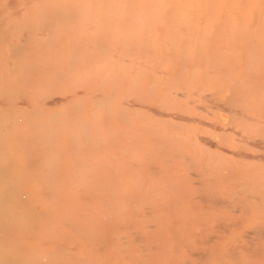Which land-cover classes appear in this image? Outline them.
<instances>
[{"label":"bare ground","instance_id":"1","mask_svg":"<svg viewBox=\"0 0 264 264\" xmlns=\"http://www.w3.org/2000/svg\"><path fill=\"white\" fill-rule=\"evenodd\" d=\"M98 9L103 10V13L101 11H99ZM93 10L99 11L98 14L102 13L101 15H104V11L107 10L108 12H110V15L104 19L109 20V24L119 26V27H116L113 29H109V30H111L110 35H108V37L110 39H113L115 42V40H121V39H119V37H120V38H123L127 41L128 45H125V48L127 47V51L125 49V51H126L125 54H127V55H125V60L122 58L123 56L121 57V55L119 57L117 56L118 57L117 60L122 62V59H123L124 64L126 66H128L127 69H129V68L132 69L133 67L135 68V66H136L135 71H136V73L141 74L140 77H143L142 75L145 76L146 72H147V74H149V73L152 74L154 72L153 76H155L156 79L153 78V81H155L157 84L152 82V86L151 85L145 86V87H147V92H148V90L151 92L156 91V90H159V92L160 91L162 92L161 87L164 84L163 85L160 84L159 79L162 78L161 75H163V74L164 75L167 74L169 76L172 75V74H169V72L171 73V71H172L171 68L173 67L174 64H178L180 61L183 62V68H181L183 70V72L182 71L181 72L186 73L187 75H189L187 72V69H189V66L192 63H193V66H192L193 69L194 68L196 69L198 67L201 68L203 62L208 63L207 67H209L210 70L215 72V74H216L213 77L214 73H212V74L210 73L211 78L212 77L215 78L214 82H209L208 84H206L207 83V81H206L207 77L204 78V79H206L205 82H204V80L202 82V79L200 82H199L200 79L194 80V81H196L195 82L196 85H197V83H201V82L203 83V85L199 84V86L200 85L204 86V83H205V85H207V86H204V88H203V89H205V87H206L207 91L202 90L203 93L197 87H195L197 90L196 89L193 90V87H192L193 84H192V86L189 84V86H187V87H186V84H184L185 88L183 87L182 84L180 85V83L183 81V79L184 80L187 79L188 76L186 78H184V76L182 75L180 78V75L178 73L179 77L176 76V78H174V76H173V79H171L170 77L165 75V77H167L168 80H170L171 82L169 81L170 83H168L167 79H166L167 81L166 82L164 81V82L166 83V85H169V89L171 91L174 90L171 93L170 90L168 89L169 92L172 94L171 96H173V95L175 96V97L173 96V99H174L173 101L178 103V98H176V96L182 97V100L181 99L180 100L185 105H186V102L188 101L187 103L190 106H188V105L187 106L189 108H191V106H193L194 110H195V112L193 110H191L193 107L190 109L191 113H192L191 115H188L190 110L187 113L186 112L187 109L186 110L182 109V110H184V112L186 114L183 113V111H181V110H179L181 112H176V111H178L177 109L172 111V109L169 105H166V108L170 107L169 108L170 113L168 111L167 112L164 111L165 107L162 108L163 107L162 106L160 108L159 107L160 105L159 106L157 105L158 107H156V109L157 110L159 109L160 111H155L154 110L155 107H154V109L152 108L154 111L151 110L150 108L153 107V106H151V107H149L150 110L146 112V110H148V108L147 109L143 108L146 105V103H148L147 104L148 106H149V104L151 105V103L154 104L152 102V99L154 100L155 97H159L158 95L152 96V94L150 96L147 95L148 97L151 98L150 99L151 103L149 101L146 102V101H143L140 99L142 101L141 102L142 105L139 104L138 106H143L144 102H145V105L143 107H139V109H136V108H134V106L135 107L137 106L138 101L136 102V100H138V99H136V100L134 99L136 104L133 102L134 101L133 100L132 101L133 105H130V106L128 105V106L130 107V109L132 108L131 110H134L135 113H137L136 110L139 111V110H141L140 108H142V110L145 113H148V116H151V114H153L152 118H154V114L156 112V115H158L157 118L161 117L162 119L163 118L164 119L169 118L168 120L171 119L170 123H171V121L174 124L177 123L175 126L173 124L174 127L171 126L172 127L171 131L175 130V132H176L177 130H179V129H177L178 128V126H177L178 121H180V122L182 121L180 124L184 128L187 127L186 123H188L190 121H191L190 122L191 124L194 123L195 117L193 118L192 115L194 113L198 112V109H199L198 108V102H199L198 99L199 100L204 99V102H206V103L204 104V102L201 103V101H200L199 102L200 105L203 106L204 108L206 105V107H207L206 109L209 112L210 116H212L214 113H216V115L215 114L214 115H215V117L216 116L218 117V118L216 117L217 121L214 123L210 122V120L211 119L214 120V118L208 116V114H207L208 112L206 113L207 115H205V114L203 115V116H205L204 118H206L203 121L201 120V118L200 119L196 118L197 119L196 122H197V124H199V127L201 126V124H200L201 122H202V124L205 125L204 130H205V128L208 129V127H206V126H211L212 128L215 129L212 133L210 132V135L212 134V136L206 135V136H202L200 138L209 144L207 146H209L210 149L208 147H206V145H205V147H206V149L208 148L207 152L209 154L212 151L210 156L214 157L215 160L217 157H219L220 159L225 158L224 160H226V161L229 160L228 155H224V154H226V153L231 154L230 151L232 149L230 146H233V145L228 144L225 141L230 139L231 134H235V136H232V137L234 138L237 135H239L240 138L239 137H236V138H238L240 141H242L243 144H245L247 147L246 149H244L245 147H243V151L241 150L242 152L238 151L240 153V156H242V158H244V160L247 158H253L254 164L257 163V160H256V162L254 161L255 158L261 160V162H262L260 165L255 164V165H258V170H257V168L255 169L256 174L253 171V173L256 175V178L251 176L252 170L249 169V168H252L251 165H250V167H248L249 166L248 165L247 168L243 169V170L248 169V171H244V173L250 172V174L245 173L244 181L240 182V184L243 185L242 189H244V186L246 189H248V194H247L245 189H244L245 191L243 190L244 192L241 189L238 191V192L242 191L243 192L242 195H240L239 193H238V195H237V193H234L235 190L232 189L233 186H232V188L230 187L232 183L230 185H228L229 187L225 186V188H224V186H223V189H224L223 191H225L224 194L227 195L226 191H230L232 189L231 191H233L235 199H233V197L231 199H227L226 196H224L221 193H218V190H217L218 188L216 189L217 191H215L213 189V187L216 188V184L218 182V179H219V181H221L220 180L221 178H218L219 171H220V173H219L220 175H221V172H223L222 177H224V175L229 176V174L231 177V173H233L234 171L236 172V169H235L237 167L236 163H233V165L236 166L235 168L232 165V168L234 169L233 170L232 168H228V166L224 167V165H226L225 164L226 162H224L222 160V163H220V159L218 160L220 163L219 166H215L219 171L216 172L215 168H213L215 171L213 169L209 168L210 171L208 173L210 174V172L213 171L211 174L214 175L213 177H211L212 175H210L211 179H209V182L210 181L212 182V183L210 182L211 185L213 184V186L211 187L212 189L209 186L207 189L205 187L206 190L204 191L203 187H202V189H201L203 191L202 192L201 190H199L196 187L202 193L200 194V192H198V191L194 192L193 187H191L193 185V181H194V178L192 177L191 181L192 180L193 181L191 182L192 184L190 186V188H192V190L191 191L188 190L187 193H185L186 191L183 193L181 188H179V186L182 185V184H180L182 181V180L180 181V179H183V178L178 177L179 166L176 165L177 164L176 159L181 158L180 157L181 155L179 154V152L177 150H180V153L182 150L179 149V147L177 149V146L173 147L174 143H175L174 140H177L175 137H174V139H172L173 134L175 133L173 131L172 132L170 131V133H169V135L173 141L172 140L170 142L168 141L169 135L167 136V138L164 136H160L162 138V139L160 138V140H162V142H163V139H164V142L166 143V139H167V145H166L167 147H168V143L169 144L173 143L172 144L173 148H171V146H170L169 149L170 150L173 149L172 151H174V152L177 151L178 152L177 157L174 156V158H173L172 154H171L172 157L168 155L166 163L161 164V165H159V163L163 160H166L165 154H164L165 157L163 159H161L162 157L157 155L155 153L156 150L154 149V151H150L152 155H149L148 157L145 156V157H146V159L148 158L149 162H150V158L153 159L155 157V156L153 157L154 153H155L156 157L157 156L160 157L158 162H154L155 164H158L157 167H159L158 169H160V171L164 168L167 171H170L171 169L173 171V169L176 167V170H174V172L176 171V172H178V174H174V175H176L179 178L180 183H179V181H177L178 184L176 182H174L173 178L175 177V179H177L176 176L171 178L170 176L166 175L167 172H164V173L160 172V174H158V172H159V170H158L156 173L158 175L157 178H160L161 181L160 180L157 181V183H155L154 186H152L150 184L151 187H153L152 191L149 192V190L151 189L150 187H149L150 189H147L148 191H146L144 186L141 184H143V181H144L145 182L144 184L147 185V183L150 181L147 182L146 180H142V179L137 178L138 177L137 175L141 176L142 174L137 172L136 167H139V169H141V170L143 168V171H144V167H141L142 164H141V166L140 165L138 166V164L140 162L137 160H138V158H140V156H138L137 153L134 152V151H139V149L137 150L136 148H134V146L138 145V143H136L135 145L132 146V144L130 145V143L133 141H131V142L127 141L128 137L131 138L130 134H133V136H135V137H133L134 139H139V140L142 139L144 141L145 135L140 136V134L146 128H144V129L140 128L142 130L141 131L138 127H136V126H139L138 122H141V121L138 120L137 124L135 123L134 114H133V111H131V110L129 112H127L125 115V120H126L128 115H130V117H131L133 114V116H132L133 118L131 117V119L133 121V125L130 121V117L127 118V120L129 119V122H130L129 124H131L133 127H131V126L128 127L127 121H125L123 119L124 118V112L127 110L124 109L125 108L124 105H121V101L122 102L124 101L123 103H125V102L128 103V101H127V99H126V101L122 100V98L118 99V97L119 96L121 97V95H122L123 99L126 97V95H130V94H128V91H131V90L132 91L129 93H131V94L137 93V87H134V89H131V88L135 84H139L140 81H142V79L137 78L139 75L136 76L137 74L135 75V72L133 73L134 76L132 77V72L129 70L128 71L131 74H129L128 72L127 73L125 72L127 74L126 76L124 74H122V75L119 74L120 75V78H119V76L116 77L114 75L117 78L119 83L116 82L115 79H112L109 76L110 82L112 81L110 84L114 86V89H112V87H111V91L114 93V90H115V95H116L115 97H117L118 102L120 100V103H119L120 108H117V102H112L113 104L116 103V106L114 104L116 109L112 106H110V109L112 108V110L105 107V104H107V103H106V100L104 99L105 97L103 95V94H105L104 90H103V84L105 87H107L108 81L106 79H103L101 76H97L98 74L95 75L97 78L96 81H98V79H99L101 81V82L100 81L99 82L102 83V86H97V83H96V86L99 88L97 89V87H96V89L94 90L95 83L90 84V85H92L91 88L93 90L92 89L88 90L90 93L92 90L93 95L97 94L98 99L99 100L101 99L100 101H98V99L93 98V100H95V99L97 100V101H93V103L94 104L98 103L101 106V108L104 107L106 109V110H104V108L101 109L98 104H97L98 106L95 105V107H97L101 110L100 113L104 114V115H102L103 117L105 116L107 118L108 110L113 112L112 113L113 116L108 115L110 118L113 119L112 120V122H113L112 126L113 127L115 125L114 124V116H116L118 121L120 120L119 122H122L123 125H125L126 130H127V128L129 130H130V128L132 129L130 131L127 130V133H128V131L130 132V134L128 133L129 136L126 134L127 139L125 138V131L126 130L123 129L124 132H122L121 131L122 129L120 130V127H119L120 125H117V123H118L117 121L115 122L117 125V126L115 125V127H117V129L121 133L118 130L116 132V128L111 129L108 120L105 118L104 119H105L106 125L104 127L101 126L102 124H104V121H100V124L102 122L103 123L101 125H99V121L95 120V119H98V117H99V112H98L97 108H96V110L93 109L94 110L93 112L95 114L93 116H91L92 115V109L88 110V112L90 111V115L87 118L88 119L87 121H86V119L84 120V118H83L84 114H83V109H82V116H80V118L83 119L84 121L81 119L78 121L79 118L77 117L78 119L74 122H76L79 125H83V124H81L83 122L84 125L86 126V129H88L89 133H91V136L89 135V140L91 139V141H90L91 147H93L92 145H93L94 141L96 142L95 144L97 145V138H98L99 141L101 139L102 147L104 149L107 146L106 149L108 148V149H111L113 151V148H111V145H112L111 139L113 142L112 135H113V133L118 135V132H119V135L121 136L120 138H123L122 139L123 141L119 140L118 137H116L117 136L116 135L115 138H117L118 141H121L122 143L119 142L120 144L119 143L116 144L117 142L114 140L115 143H113V144L117 145V147L120 149V151L122 148V147H120L121 144L123 147L126 146V147H124L125 149H127V148L129 149L130 147H132L131 149H129L128 153H126V151L124 153H126L128 155L130 153L132 158H130V157L129 158L133 159V160L135 159L134 155L136 157L137 156L138 157L136 158V160H134L137 162H134L133 160H130L128 158L130 160V162L132 161L130 163V165H129V160L124 158V157H122V160L126 159L125 160L126 162H123L120 160L118 162V160H116L118 162V164H117L116 161H114L115 165L117 164V167L119 168V169L118 168L117 169L119 170V173H120L119 174L118 170H117L116 173L119 174L118 175L119 177L116 175L117 176L116 180L117 179L119 180V184H118V180H117V184L119 186H124V189H125V185L128 184L127 183L125 185H122L121 182H123L124 180H121L122 178L119 179L122 176L121 172H123L124 177L128 176L126 181L130 180L133 182L132 185H134V186H131L132 182L127 185L129 187V190H132L131 188L134 187L135 191L122 190V189H120V187L117 188V186L115 184V180H113L114 177H113V175H111L113 178L112 177L110 178L111 179L110 183H113L114 187H116L117 190L119 191V195L118 194L113 195L114 191H113V194L109 191V189H111V186H109L110 184L106 183V181L109 182V180L105 179V182L103 181L104 182L103 183L102 181H99L97 179L98 176H102L101 172H103L102 173L103 175L106 174V172H105L106 169L103 170V168H105V166H106V164L103 161L104 159L106 160V162L108 164L107 166H110L111 168H115V165L113 167L112 160L108 159L109 155L107 157V154H110L111 157H109V158H112V156H114V154L112 155V153H110V152L106 154V152L103 149V151L105 152V155H104L101 152V149L99 148V146L94 145V147L92 149L94 150L95 147H97L98 151L100 149L99 155L101 156L103 154V156H101L103 159H101V158L99 159V157L97 155H96V158L89 156L90 160H91L90 162L92 164L90 165V162H89L88 163L89 165H87V163H86L87 159H85L82 156L83 154L87 155V152L85 151L86 149H87L88 153H90L89 152L90 148L87 147L86 141H85V139H86L85 133L87 130L85 128H83L82 126L78 127V125L76 123H75L76 125L75 124L73 125L71 123L72 124V129H71L72 132L70 133V136H68V138L70 137V139H71V140L70 139L69 140L71 142H74V145H76V146H79L78 142H80L77 140V137H78V139L80 138L81 140L83 139L85 141V142L83 140L81 141L84 143L83 145H85V146L82 145L84 147V150H82L83 149V147H82L80 149V150H82L81 152H80V150L79 151L77 150L78 152H76L71 147L72 150L74 151V154L72 153V157H73V155H75V158L79 157L82 153V155L79 158H77L78 161L76 162V165H79L80 163L82 164L85 162L86 164H84V166L86 165V168L93 169L96 161L100 160L99 161L100 163H97V167L96 166H95L96 168L94 167L96 170L93 169L94 171H99L97 168L100 166L99 167L101 170V172L99 171L100 174H98L97 177H95V175H93L95 177V179L93 181L94 177L87 173V171H86L87 169L82 168L83 166L82 167L78 166L76 168V165H75L74 168H72V169L76 170L77 172H79V171L82 172L81 174L78 173L79 179L82 177H85V179L84 178H82V180L80 179L82 181V183L79 182L80 184L78 183V185H76V182H75V184L72 183L73 185H75L74 187H76V186L77 187L75 188L73 193H71V195H70L71 189L69 190V188L68 189L65 188V186L63 184H62L63 187H62V185H59V184L57 185V183L59 181H61V179H60L61 177L59 178V176H57V174H55L56 175L55 177L57 179L59 178L60 180L58 179L59 181L57 180L58 182L57 183L54 182V184H53V182H51V177L47 178V179L45 178L46 182H45V180L43 181L44 185L38 181L39 177H38V179L33 178V180H30V183H31V181H33V183H34V184L32 183L33 186L36 184L35 183L36 181H38V183H40L42 186L39 187L40 189H38V187L35 185L34 189L32 188V190L27 192V187H25L24 183H22V182L26 180V178H24V176L26 174L28 175L29 172H26V171H28L27 169H21L19 167L20 170H23V173H22V176L21 175L16 176L17 174H15L14 170H16V171L18 170L19 172H21V171L19 169H16L15 167L19 166L21 164V161L23 160L22 158L24 155H25L24 158L27 157L29 159V160H27V158H26V160H25L26 162L28 161L29 164L33 160V156L36 157L35 160H33V161H35L36 162L35 164H37V161L38 160L40 161V159L43 158V156H42L43 151L41 152L39 150L49 147V144L52 143V139L50 141L51 137L49 135L48 130L46 129L47 126L46 125L44 126V127H46L45 128L46 130L45 129H39L40 127L36 128L37 123L40 124V125L38 124V126H41V128H42L41 123H44L43 120H45V122H46L49 119H51L50 122L52 123L53 120L51 117L53 115L51 114V112H49V114H48V110H50L51 106L53 107V105H55V109H56V105H59V104L65 105V104L71 103V102L73 103V101L75 99L80 98V97L82 98V95L85 93L84 91H80V90L75 91L74 90L75 93L72 95L70 94L71 91L68 92L70 95L67 93L65 95H57L54 92V95H52V96L47 95V97L45 96L46 98H44V97L41 98L40 95L45 93V90H44V92L42 91V93H41L38 90V88H40V90L41 89L43 90V88H41V87L46 86V81H45L46 79H44V77L48 74V72H51V70L53 68L55 70L56 68L62 69V67H65V65L63 66V63H64L63 61L66 62L67 60H63L61 57L62 55L64 56V54L61 52L62 53V54H60L61 56H58L59 52L61 50L64 51V49H61L62 48V47H60L61 45H64L65 49L67 51H68V47H69V49L71 48V49L77 50V51H80V50L82 51L83 50L82 48H84V47L86 48L87 47L86 45L89 46V44L92 45L89 47H93V45L95 44V35L96 34L88 35V33L90 31H87L86 28L84 29V27H82L83 23L80 25L77 23V25H76V22H74V23L72 22V21L76 20V18H77L76 21H78L79 23H80V21L85 22L83 24V26H84L86 24V21H88L90 19L95 20L96 16L98 18H100L101 16H98V14L92 15L93 12H95V14L97 13L96 11H93ZM89 11H91V15H90ZM78 12H79V14H78ZM74 17H75V19L71 20ZM37 18L40 19V21L38 20L39 23H37L35 21V19H37ZM64 19H66V20L64 21ZM67 19H68V22L70 19V25L71 26H68L69 24H67L68 23ZM61 22L62 23L64 22L63 23L64 25ZM65 22H66L67 26L65 25ZM71 22L74 25L71 24ZM97 22L99 25L100 21L97 20ZM40 23H42V24H40ZM59 23L62 24L61 27H60ZM98 25L96 23V26H98ZM105 25H107V23L102 25V28H104L106 30L108 28V25H107V28L104 27ZM56 26L58 27V29L57 28L56 29L59 30V31H57L58 33L54 32L55 29H54V31H52L53 28H55ZM96 26H95V29H96ZM62 28H64V29L67 28L65 30L66 33H65V31L62 33V31L64 30V29L62 30ZM91 28H93V27H91ZM77 32H80V33H77ZM75 34H77L79 36L76 37ZM105 34H106V32H105ZM105 34H103L104 36L101 34L102 37H100V35H99V37L96 35L98 37L96 39L100 38V42H98V44L101 43V45H102V42H103V45H105L104 41H103L106 38ZM107 42H109V41H107ZM116 44H118V43L116 42ZM103 45L102 46L99 45L100 49H101V47H104ZM56 47H59L60 49L57 51L55 50L56 51L55 52L54 49H56ZM89 47H87L88 51L90 49ZM98 48L96 46L97 50H98ZM108 49L112 51L111 47ZM66 50H65V53H67ZM120 50H121V48H120ZM95 52H96V50L94 51V53ZM100 52H102V51L99 50V53ZM114 53H115V49H114ZM100 54H103V53H100ZM112 54H113V51H112ZM114 55H116V54H114ZM66 56H68V55L65 54V57ZM81 56L84 57L85 54L81 55ZM81 56L80 55L76 56L75 61L73 60L72 63H70V64L74 65V67L70 66V67H73V68H71V69H73V76H72L73 80L78 81V82H82L83 79L86 80L85 77L89 76V77H92V81H93V79H94L93 75H94V73H96L95 70L97 69V67L95 65V63H96L95 57L96 56H94L93 58H89V59H84ZM156 56H160V59L163 57V60L161 59L163 62L159 59V57H156ZM105 57L108 58L106 55H105ZM69 58H71V57L68 56V62L70 61ZM98 59L100 60V58H98ZM102 59H103V61H101L102 64L104 61L105 62L107 61V59H105V58H102ZM114 59H115V57H114ZM194 60H196V62H197V60H199L197 63L202 62L201 66H200V64L199 65L196 64V62H194ZM76 61H77V63H76ZM109 61H111V60H109ZM160 61L162 62V65L165 66L166 69L163 66H161V67H159V69L153 71L155 69V68L154 69L152 68L154 66V63L157 65V62H160ZM112 62H113V58H112ZM112 62H111V64H112ZM118 62H113V65L116 64L117 65L116 67H118V69H116L117 71L119 70V63ZM142 62H144V65H146L145 64L146 62L149 63V64L147 63V65H149L147 67L148 69L146 68V66L144 67V68H146L147 71L146 70L143 71L144 68H140V67H142V64H141ZM98 63H100V62H98ZM75 64L78 66L79 70L77 69V66ZM124 64L122 63L121 68L124 67L125 70H127L126 66H124ZM194 64H196V66L197 65L198 66L194 67ZM99 67H100V65H99ZM102 67H100L101 68L100 71L103 75L102 70L104 71V69ZM138 67L141 71H143L142 72L143 74L140 72ZM67 68H68V66H67ZM161 68H164V70ZM167 68H169L171 70H167ZM197 70H198V72L201 73L202 68H201V71L199 70V68ZM53 72L55 74L56 71H53ZM63 72H65V69ZM63 72H61V73H63ZM105 72H106V74H105ZM105 72H104L105 76L109 74V73L107 74V71H105ZM155 72L158 74H156ZM189 72L191 73L192 70H190ZM195 72H196V78H197L199 73H197V71H195ZM195 72H192V73H195ZM202 72H204V71H202ZM51 73H50V75H51ZM118 73H120V72L118 71ZM58 74H60V73H58ZM67 74L70 75L68 72L64 75L66 76ZM128 75H129V78L127 77ZM105 76H104V78H105ZM121 77L123 80H124L123 77L127 78L128 80L132 79V82L129 83L130 90L124 89V91L126 90L124 92L125 96L121 90L123 86L122 87L120 86V90H121L122 94L119 91V95H118V91H117V90H119V87H117V86H119V84L122 85L120 83ZM81 78H83V79L80 81ZM179 78H180V80L182 79L180 82H178V80H177ZM190 79H192L191 76H190ZM49 80H50V77H49ZM137 81H138V83H137ZM174 81H176V82H174ZM188 81L190 83H192L191 80H188ZM63 82H64V80H63ZM113 82L115 83V85L113 84ZM189 82H187V83H189ZM69 83H70V81H69ZM183 83H184V81H183ZM48 84H50V83L47 82V86H48ZM51 84L55 85L56 83L51 82ZM58 84H56V85H58ZM82 84H84V83H82ZM82 84H80L81 87H82ZM171 84L172 85L174 84V89H173V86ZM175 84H177V86H179V87H176V89H175V86H176ZM66 85H68L67 82H66ZM127 85L125 86V88H127ZM140 85H143V84L140 83ZM78 86H79V83H78ZM170 86H172V87H170ZM57 87L58 86H54V87L49 88V86H48V89H50L48 91L51 92V88H53V89L55 88V91H57V89H58ZM64 87H65V85H64ZM116 87H117V89H116ZM191 87H192V89H191ZM44 89H45V87H44ZM192 90H193V93L189 92ZM38 91L40 92V94L38 93ZM48 91L46 89L47 94H48ZM88 91H86V92L89 95ZM95 91H96V93H94ZM100 91H101V93H100ZM140 91H141V89H140ZM98 92H99V94H98ZM147 92H144V90H142V93L143 94L145 93V95L147 94ZM188 92L192 93V96H191V94H189V97H187ZM59 93H61V92H59ZM92 93H91V95H92ZM52 94H53V91H52ZM37 95L39 96V98ZM111 95H112V93H111ZM102 96H103V98H102ZM105 96H108V93L105 94ZM165 96H168V95L166 94ZM84 97H85V99L83 98V100H84L83 105H86L87 103L85 100H88L89 96H84ZM112 98L113 97H111L110 95L108 96V100L110 102L113 100ZM126 98L129 99L130 97H126ZM135 98H136V96H135ZM163 98H165V97H163ZM89 99H91V98H89ZM159 99H160V97H159ZM185 99L187 101H185ZM90 101L91 100H89V102ZM165 101L166 100H162V102H165ZM168 101H170V100L167 99L166 102L168 104L169 103L173 104L172 102H168ZM158 102H155V103H158ZM91 104L88 103V105H91ZM102 104H104V105H102ZM83 105H82V108H83ZM92 105H91V108H92ZM185 105L183 108H185ZM174 106L175 105H173V107ZM178 106L179 107L181 106L180 103L178 104ZM178 106H175V108ZM72 107H71V109H72ZM166 108H165V110H166ZM114 109L117 110V113H116V111H114ZM118 109L119 110L121 109V110L118 111ZM196 109H197V111H196ZM64 110H65V108H64ZM51 111L53 112L54 109ZM104 111H105V113H104ZM151 111H153V113H151ZM63 112L66 113L65 111H63ZM149 112H150V114H149ZM199 112H201V111H199ZM70 113H71V111H70ZM75 113H76V111H75ZM96 114H98V116H96ZM76 115H78V113ZM76 115L74 113L72 114V116H75V118H76ZM122 115H123V117H122ZM118 116H120V118H118ZM141 116H142V114H141ZM21 117H24L23 120L21 119ZM67 117H66V119H67ZM121 117H122V119H121ZM143 117H146V116H144V114H143ZM99 118L103 119L101 117V115ZM208 118H209V120H208ZM89 119H92L93 122L94 121H96V123L98 122L97 123L98 128H97L96 124L94 125V130L96 131V134L97 133L99 134V136L97 134V137H95L96 139L94 138L95 134L92 135L93 132H92V128L90 125V123L93 124V122H90ZM137 119H139V118H137ZM144 119L142 121V122H144L143 125L144 126L146 125V127H147V123H145L146 119L145 120ZM38 120L41 121V123ZM64 120L65 119H63V121ZM115 120H116V118H115ZM58 121H60V120H58ZM65 121H67V120H65ZM124 121H125V123H124ZM149 121H150V119H149ZM56 122H57V120H56ZM85 122L90 126H88ZM234 122L237 123V127L232 126L234 124ZM238 122H240V123H238ZM151 123H158V121L152 122V120H151L149 125H151ZM182 123H184V124H182ZM46 124H47V122H46ZM52 124H54V122ZM194 124L192 126H194ZM240 124H241V127H240ZM55 125H56V123L54 124V126ZM61 125H62V123H61ZM107 125L109 126V128ZM166 125H164L163 122L161 124V122L159 120L158 126H155V128L153 126L152 129H156V131H157L156 135L158 133H164L163 130L164 131L166 130L168 132V129H167L168 127ZM234 125H236V124H234ZM74 126H76V128L78 130L81 129V132L78 130H75L76 128ZM140 126L142 127V125H140ZM189 126L190 125H188V127ZM162 127H163V130H161L162 131L161 132L160 128L162 129ZM196 127H197V125H196ZM102 128L105 129L104 132H103ZM190 128H191V130L193 129L192 127H190ZM73 129L75 131H73ZM110 129L112 130V132L106 131V130H110ZM181 129H183V128H181ZM194 129H195V127H194ZM101 130H102V132H98ZM146 130H148V129H146ZM187 130H189V131H187V132L184 131L185 134L190 132V129H187ZM198 130L200 131V129H198ZM50 131H51V129H50ZM82 131H83V133H82ZM195 131H196V129L193 130V132L197 133ZM54 132H56V131H54ZM66 132H68V130ZM66 132H65V137H67ZM105 132H107V135L106 134L100 135V134L105 133ZM148 132H150V131H148ZM134 133H135V135H134ZM153 133H151V134L155 135ZM171 133H172V135H171ZM194 133H193V135L195 136ZM81 134H82V136L80 137ZM151 134H150V136H151ZM181 135L184 136L183 134H181ZM190 135H192V134H190ZM190 135L187 134L189 144L186 141L187 137H185V139H186V140L184 139L185 141H181L182 139L180 140V136L179 137L177 136L178 140H179L178 143H179V145H181L182 149H184V153L186 151L189 152V150H190V149L189 150L187 149V145H189L191 147L193 146L192 142L189 141ZM51 136H52V134H51ZM107 136L109 137V139ZM157 136L155 138H154V136L153 137L151 136L153 138V142L155 139L154 143L151 142L152 140H150V144H148L149 142L147 144L144 143V146L150 145V147L154 148L156 146L155 143H157V139H156ZM199 136L200 135H197V137H199ZM84 137H85V139H84ZM104 137H105V139L103 141L102 139ZM106 137L108 140H106ZM142 137H144V139ZM68 138H67V140H65V139L64 140L67 142ZM92 138L94 139V141H92ZM124 138H125V140H124ZM233 138H232V140L234 141ZM147 139H149V137ZM197 139H199V138H196V140ZM55 140L57 141L59 139L56 138V139H54V141ZM142 140L140 142H142ZM196 140L194 138V142H196ZM60 141H58V142L60 143ZM106 141H107V143H105ZM109 141H110V143H109L110 145L108 144ZM125 141L127 142L126 145H125ZM201 141H200V143L203 144L204 142L202 143ZM26 142H27V144H26ZM32 142H34L33 145H32ZM35 142H37L38 146L42 145L43 148L41 147V149H39V150L36 149V148H38V146L36 148H33L34 145H36ZM49 142H51V143H49ZM103 142H104V144H103ZM181 142L183 143L184 146L182 145ZM0 143H1L0 144V152H1L0 154H2V156H3V159H2V157L0 155V162L2 163V161H3V163H2L3 165L0 167V183H1V185H0V218L2 220V222H0V223H2V224H0V227L3 226L4 231H7L6 233L9 232L10 234H12L11 232H13V229L9 228L8 225H12L13 223L16 224V222H21L22 219L24 218L25 222L22 221V223L24 222L27 224V227H29V228L31 227L30 228L31 231L29 230L30 232H32L34 230L38 234V233H40V232H38V230H40L41 227L43 229V226H44V229L45 228H47V230L50 229L46 226V224L50 225L51 227L53 224H58V227H56V228H59L61 233H62L64 230H67L64 228H63V230H61L60 225L64 224V225H68L69 226L68 228H70V226H71L70 229L71 230L74 229V232L79 236L81 235V237L83 239L85 237V242H86L87 241L86 239H88V237H86V236L88 235L90 238V236H91L90 231H91V229L93 230V228H94L93 226H91V224L93 223L92 220L94 221V217H93L94 211H99L96 209V204H95V202H96V203H99L101 205L100 207L102 209L100 210L101 211L100 215H102L103 219L105 217L106 221H104V223L105 222L106 223L104 224L103 220H99V218L96 217L95 221L98 222V220H99L98 223H100V221H102L103 224L101 223L99 226V224L95 222L98 225V226H96V224H95V228L100 229L99 227H101V225L102 226L104 225L103 228L106 229V227L108 225H110V223H111V225L114 227V228L112 227L113 231H115V229H117V232L115 231L116 234L115 233H112V234H115L114 235L115 241L117 239L118 246H119L120 250H122V252H123L120 254H124L125 257L127 256V259H128V257H131V258L134 257V256H132L133 255L132 250L134 249L135 250L134 252H136L137 249H135L136 248L135 246H138L139 247L138 251H140V252L139 253L136 252L138 254V256H135L133 258L135 260L136 264H155L156 262L160 263V264H176V263L177 264H243V263L248 264V262H249V264H264V221H262V220H264L262 217V215L264 214V199H263V201L260 199V195L262 196L263 193L262 194L259 193L260 189L263 190V192H264V169H263L264 168V0H0ZM30 143H31V147L33 146L32 147L33 149H31V150L32 151L34 150L35 151L34 153H36V151H39L40 152L39 154L38 153L34 154L32 151H30V157H29V154H28L29 151H27V148H28V150L31 148V147L29 148ZM62 143H63V141L61 142V144ZM151 143L153 144L152 146H151ZM184 143H186V145ZM197 143H199V142H197ZM224 143L226 144V147H225V145H223ZM55 144H57V143H55ZM67 144H68V146H71V145H69V141ZM105 144H107V145H105ZM193 144H195V143H193ZM52 145H53V143H52ZM72 145H73V143H72ZM128 145H130V146H128ZM163 145H164V143H163ZM175 145H177V141H176ZM25 146L27 147L26 148L27 156L25 154V149H24ZM55 146H56V148H55L56 151H58L60 148L59 145L58 146L55 145ZM157 146H159L160 153H161V151H162L161 146L162 145L160 146L158 144ZM166 146H164V148L162 146V148L164 150H166V152H167ZM202 146L204 149V145H202ZM227 146H229L230 148ZM135 147H137V146H135ZM185 147L187 150L185 149ZM195 147H197L196 144H195ZM195 147H194V149L192 147V152H191L190 156L195 155V154L192 155V153H194L193 150L197 151V149H195ZM198 147H200L199 144H198ZM212 148H214L215 150L217 148L220 150L219 151L220 153H221V150H222V153L223 152H225V153L218 154V150L214 152ZM68 149H69V147H68ZM68 149H67V151H69ZM174 149H177V150H174ZM203 149H198V151H200L198 156L203 157V154H204V151H202ZM240 149H241V147H240ZM240 149H237V150H240ZM48 150H49V148H48ZM50 150H52V149L50 148ZM115 150L116 149H114V151ZM131 150L136 154H133ZM142 150L143 149H141V151ZM22 151H23V153H22ZM46 151L47 150H45L44 153H47ZM60 151H61V149H60ZM157 151H159V150L157 149ZM235 151H236V149H235ZM63 152H64V150H63ZM84 152H86V153H84ZM146 152H148V151H146ZM162 152H165V151H162ZM31 153H33L34 155ZM48 153H53V152L48 151ZM54 153H57V152L54 151ZM142 153H141V156L143 155ZM167 153H169V152H167ZM187 153H185V154L181 153L182 154V160L179 159V161L184 160V162H186V160H188V158H189L190 161H188V163H192V161L195 162L196 159H193V158L191 159L190 156L187 157L186 159H183L184 158L183 156H185V155L188 156ZM208 153H206V156L205 155L204 156L206 158L207 157L211 158ZM69 154L70 153L68 152L67 156ZM119 154H120V152H119ZM177 154H174V155H177ZM189 154H190V152H189ZM213 154L215 156L217 154L218 156L215 157ZM39 155H40V157H39ZM56 155L54 156V158L56 157ZM220 155L222 157H220ZM223 155H224V158H223ZM64 156L65 155L63 154V156L62 157L60 156L59 159L65 158ZM70 156H71V154H70ZM121 156H123V155L121 154L120 157ZM72 157L68 156V157H66V161L65 160L64 161L71 165V161L67 162V158H68V160L69 159L71 160ZM115 157L118 158L119 155L118 156L115 155ZM156 157L154 159H156ZM168 157H171L173 159L172 160L168 159ZM175 157H176V159H175ZM44 158H45V155H44ZM56 158H58V156ZM75 158H74V160H76ZM196 158L198 159V161L200 162V165H201L202 164L201 163L202 161L200 160L201 158H199V157H196ZM208 158H207V160L204 161V163H206V165H207V161H209V162L211 161V159L209 160ZM214 158H213V161H215ZM226 158H228V159H226ZM233 158H235V157L233 156ZM233 158H231V159L233 160ZM55 159H54V161H55ZM84 159H85V161H84ZM93 159L96 161H93ZM237 159H238V157H237ZM45 160H46V158H45ZM81 160L84 162H82ZM101 160L103 163L101 162ZM140 160H141V158H140ZM174 160H175V163L173 162ZM25 161L23 162V164L25 163ZM108 161H110V162L108 163ZM198 161H197V164H198ZM213 161H212V165L213 164L215 165L216 161L215 162H213ZM50 162H51V160H50ZM93 162H95V163L93 164ZM143 162H145V161H143ZM42 163H43V161H42ZM52 163H53V161H52ZM125 163L127 165H129V167H131V170H134V171L136 170V171L128 173V170H127V173H125L124 172L125 168H123V166L126 167L124 165ZM132 163L136 167L133 165L131 166ZM46 164L48 165V162H46ZM46 164H45V166H46ZM68 164H66V166ZM104 164H105V166H104ZM170 164L172 165L171 168H169L171 166ZM180 164H184V163L181 162ZM194 164H196V163H194ZM28 165L26 163V166L24 165L25 168ZM32 165H33V162H32ZM54 165L55 164L53 163V166ZM101 165H102V167H101ZM119 165H121V166L119 167ZM148 165H151V163ZM164 165H167V166H164ZM174 165H175V167H174ZM29 166H28V168L30 170L31 168ZM50 166H49V169H50ZM53 166H51V168ZM56 166H57V163H56ZM181 166H184V165H181ZM185 166L188 167V164L186 165V163H185ZM185 166H184V168H185ZM57 167L59 168V166H57ZM71 167L72 166H70V168ZM79 167H80V170H79ZM121 167L123 170L121 169ZM129 167H128V169H130ZM151 167H154V171H155L156 165L154 166L153 162H152ZM151 167H150V172L153 171V168H151ZM160 167H163V168H160ZM201 167H202V165H201ZM60 168H59V170L63 171V167L61 169ZM70 168L67 167L68 174L70 173V175L72 176L75 173V171L70 169ZM184 168L182 167L180 170H183ZM41 169H42V166H41ZM177 169H178V171H177ZM186 169L187 168H185L184 171ZM202 169H204V168H202ZM52 170H53V168H52ZM83 170H84V172H83ZM156 170H157V168H156ZM238 170L240 171V168L237 169V171ZM49 171L50 170H48V172ZM55 171H57V169H55ZM147 171L145 170V173ZM172 171H170V173ZM192 171H193V169H192ZM197 171H200V170L198 169ZM41 172L43 173V171H41ZM50 172H52V171H50ZM112 172H113V169H112ZM174 172H172V173H174ZM186 172H185L186 174L184 175V173L182 171L183 176H185L186 180H188L187 176H189L191 178L192 174L190 173V171H186ZM188 172L190 173L191 176L187 175ZM201 172H203V171L201 170ZM31 173H32V175H31ZM31 173H30V175L32 177L35 173H33V172H31ZM56 173H59V172H56ZM109 173H111V172H109ZM208 173H207V175H205V173H204V175L207 176V179L209 177ZM240 173L241 172H239L238 175L242 174V173L241 174ZM41 174L37 173L38 176ZM59 174H62V172ZM128 174H130V175H128ZM143 174H144V172H143ZM149 174L150 173L148 172L147 176L144 175V178H145V176L148 177L149 179L151 177L154 178L155 174L154 175L151 174L153 176H151ZM198 174H199V172H198ZM89 175L92 179L91 178L89 179ZM238 175L236 174V176H237L236 179H240V178H238ZM71 176L69 178H72ZM109 176H110V174H109ZM44 177H43V179H44ZM55 177L53 176L54 180H55ZM87 177H88V179H87ZM69 178H66V179L68 180ZM76 178L77 177L75 176V179ZM152 178L150 179L151 181L153 180ZM34 179H36L35 182H34ZM96 179L98 182V186H96V183H95ZM83 180L84 181L87 180L88 185L85 184V182ZM141 180H142V182H140ZM200 180H202V181L198 180L199 181L198 183H200V186H201V183H204L205 181L208 184H210L206 180V177H204V182H203L202 177ZM225 180H226V182H228V179H225ZM233 180H234V182L236 181L235 177H233ZM242 180H240V181H242ZM257 180L259 181L258 182L259 188L255 185V187L253 186V188L250 189L249 183H251V185H252V183L257 182ZM69 181H68V183H71V182H74L75 180H72L70 182ZM153 181H152V183H153ZM83 182H84V184H83ZM206 182L203 184V186L207 184ZM226 182H224V183H226ZM92 183H93V185H92ZM120 183H121V185H120ZM187 183L189 184L190 182L187 181ZM220 183H222V181ZM229 183H230V181H229ZM100 184H102L104 186L102 187V185H100ZM208 184H207V186H208ZM253 184H255V183H253ZM106 185H108V188H106ZM146 185H145V187H147ZM99 186H101L103 189H100ZM130 186H131V188H130ZM141 186H142V188H141ZM185 186H186V184H185ZM66 187H67V185H66ZM182 187H184V185H182ZM226 187L231 188V189L227 190ZM187 188L188 187L186 186V189ZM37 189H38V191L40 190V193L37 192ZM121 190H122V193H121ZM192 191L195 194L192 195V193H191V195H190L189 193ZM196 192L199 193V195ZM230 192H229V196L232 193V192L231 193ZM245 192H246V194H244ZM260 192H262V191H260ZM110 193H111L112 197H110V195H109ZM167 193H170L171 197L168 196L169 194H167ZM196 194L198 196H196ZM246 196L252 197L253 200H256V201H254L256 204L255 203L254 204L257 207H255L254 204H253L254 205L253 206L252 203H249L245 199ZM172 197H175L176 201ZM83 199L86 201L83 202ZM51 203H54L53 208H52L53 205L51 206ZM188 204H190V205H188ZM251 205H252V207H251ZM189 206H192L191 208H193L194 212L192 211V214H191V212H189ZM253 208H254V211L252 210ZM256 208L258 210L260 209L263 212L262 213L261 211H258L259 216L261 214V218H259V219L254 218L255 221L257 220L256 224L254 226L250 223L251 221L250 222L248 221V226L250 223L252 225V227L250 229L244 228L242 226V224H243L244 218H246V216L248 218V215H246V214H248V213L250 214L251 212H253V213L255 212V214L258 217V214H257L258 212L255 210ZM100 211H99V213H100ZM203 211H206L207 214L209 213L208 215H206V214L204 215L205 218L207 217L206 221L209 222L210 219H213L212 221H214V222L217 221L216 224L210 222V224H212L210 226L207 222L204 223V219H202V218H204V216L202 217ZM228 212H233L234 214L237 213V215H238V212H240V214H242V217L239 218V215H238V218L232 219V217H231L232 214L230 215V217H229V215H226ZM96 213H98V212H96ZM59 215L62 218H60ZM199 215L201 217V221L199 219L197 220V218H199ZM225 215H226L228 221L225 219L226 218ZM237 215H236V217H237ZM252 216L253 215L250 214L249 218H251ZM20 217L22 218L21 221H19ZM92 217H93V219H92ZM168 217H169V219H168ZM55 218L57 219L56 221H55ZM58 218H60V219H58ZM229 218H230V220H229ZM107 219L109 220V222H107ZM190 219L191 220L196 219L194 221V223L192 222L193 225L196 222H197V224L199 222H201L203 224L202 227L200 225H198V226H200V227L197 226L198 229H196L197 228L196 226H194L196 228L193 229V227L188 224V223H190ZM185 222H188L186 224L189 225L191 228L186 227L187 225H184ZM40 224H41V227H39ZM106 224H107V226L105 227ZM245 224H247V222H245ZM29 225H31V226H29ZM13 226H14V224H13ZM18 226H20V225L18 224ZM32 227H33V229H32ZM65 227H67V226H65ZM19 228H17L18 231H19ZM56 228L51 229L53 234L59 230V229H57V231H56ZM22 229H20L21 230L20 232H23ZM189 229H192L193 233L190 232L191 230L189 231ZM43 230L41 232L42 233L41 235H43V237H44V233L47 235L48 234L52 235V234H50L51 233L50 231L44 232ZM186 230L189 232V234L185 233ZM194 230H195V232H194ZM34 231H33V233L29 232V234L35 235L36 233H34ZM118 231H120V232H118ZM14 232H16V230ZM20 232H18V233L21 236L24 235V237H22L23 239L20 240L19 243L23 240H26L25 238H27V237H25L26 236L25 233L21 234ZM69 232L64 231L63 234H66V238H67V236H70L71 238L73 237V234H71V232L68 235ZM77 232H79V233H77ZM103 232H104V230L100 233V235H99V233L96 235L97 236L99 235L100 237L103 238L106 235V233L105 232L103 233ZM109 232H110V230H109ZM88 233H90V235ZM95 233H96V230H95ZM57 234H59V233L57 232ZM82 234H83V236H82ZM101 234H102V236H101ZM47 235L45 236V238L47 237ZM96 235H94V238L96 237ZM1 236H3V235H1ZM5 236L7 237V234H5ZM14 236H16V235H14ZM36 236L37 237L35 239L39 238L40 240H43V239H41V236H38V235H36ZM52 236L49 237L50 240H51ZM60 236L62 237L61 234H60ZM79 236H76L74 238H78ZM106 236H108V234ZM106 236H105V238H106ZM11 237H13V236H11ZM31 237L28 236V238L32 239ZM33 237H35V236H33ZM100 237H99V239H100ZM13 238H15V241H16V239L18 237L17 238L13 237ZM54 238H55V236H54ZM57 238H59V237L57 236ZM60 238L57 240H60ZM74 238H72V239H74ZM96 238H98V237H96ZM46 239H48V237ZM68 239H70V238H67V240ZM50 240L49 241L47 240L48 243L50 242ZM57 240H52L50 243V245L52 244V246H50V245L49 246L52 247L53 249H55L56 247H58V248L60 247L62 249L61 250L59 249V250L63 251V246L59 245L58 244L59 241L57 242ZM62 240L65 241L64 238ZM98 240H97V244L99 243L98 244L99 248H100L99 250L106 249V246L108 245L110 239H108V241H107V239H102L99 242H98ZM34 241L35 240L32 241V244L30 243V246H32L34 244L33 245L34 246L33 252H35L34 251L35 246H36V250H37V247L40 249V245L37 246L36 243H33ZM47 241L44 242V240H43L42 242L41 241H39V242L41 244L46 243V247H49V246H47L48 245ZM92 241L94 242V240H92ZM26 242L29 243V242H31V240H29V241L27 240ZM36 242H38V241H36ZM83 242H81V243H83ZM89 242L87 241V243H89ZM110 242H111V240H110ZM69 243H71V242H69ZM69 243H67V244H65V242L63 243L66 245V246H64L65 251L66 252L69 251L68 253H66V256L71 252L69 250L70 248L66 250V247L68 246ZM79 243H80V241H79ZM79 243L76 242V243H72V244H75V245L77 244V246H79ZM95 243H96V241H95ZM110 246H111V244H110ZM4 247H5V245H4ZM92 247H95V246H92ZM17 248H19V247H17ZM21 248H23V247L21 246ZM112 248H113L112 251H115L116 247H114V245ZM2 249H3V247H2ZM39 249H38V251L42 255H45L46 253L43 254L44 251L43 252H40V251H42L44 249L50 251L49 248H45V246L41 247V250H39ZM3 250L6 251V249H3ZM7 250H8V248H7ZM16 250H15V253H16ZM22 250H24V249H21L20 251H22ZM26 250H28L27 245H26L25 250L23 252H25ZM29 250H30V248H29ZM31 250H32V248H31ZM120 250H118V251L120 252ZM1 251L2 250H0V253H1ZM112 251H111V254H112ZM8 252H10V249L8 250ZM74 252H77V251H74ZM12 253H13V251L10 253V255ZM35 253H37V252H35ZM3 254H4V252H3ZM5 254L1 255V256L3 257V256L7 255V257H8L9 254H6V255ZM14 254H13V257H10V258L8 257V259L0 258V264H16V260H17L16 257L18 256V258H19L20 254L17 256L15 255L16 257L14 256ZM41 254H37L38 255L37 257H39V259L42 258ZM47 254H46V257H44V258H47V257L49 258V256H47ZM49 254H50V252H49ZM53 254L54 253L52 252V254H51L52 256L50 255L51 258H53ZM71 254H72V252H71ZM73 254L75 256H78L75 253H73ZM27 255H24V256H27ZM33 255L36 257V254H32V255H30L32 257H30V258H33ZM89 255H92V254L87 253L86 255H84V257L87 258V256H89ZM177 255H179V256H177ZM115 256H117V255H115ZM20 257L23 260L22 263L28 264V263H26V261L28 262L29 260H26V261H24V260L26 258L28 259L29 257H25V258L24 257L22 258V256H20ZM65 257H63V258H65ZM67 258H70V257H67ZM79 258H81V257H79ZM79 258L77 259L78 261H79ZM83 258H81V259H83ZM55 259H56L57 264L63 262V261L60 262L61 260H63V259H61V257H60V261L57 260V257ZM58 259H59V257H58ZM18 260H20V259H18ZM53 260H52V262H53ZM71 260L73 261V259H71ZM120 260H121V258H120ZM68 261H64V263H66ZM36 262H38V261H36ZM52 262L49 264H52ZM81 263L82 262H80V264ZM18 264H20V263H18ZM53 264H55V263H53ZM112 264H114V263H112Z\"/></svg>","mask_w":264,"mask_h":264},{"label":"rangeland","instance_id":"2","mask_svg":"<svg viewBox=\"0 0 264 264\" xmlns=\"http://www.w3.org/2000/svg\"><path fill=\"white\" fill-rule=\"evenodd\" d=\"M98 10H99V9H98ZM93 11H96L97 13L95 14V12H93ZM93 11H92V12H93L92 15H93V14H94V15H97V14L99 13V11H101V12L103 13V10H99V11H97V10H93ZM106 11H107V10H106ZM106 11H104V15H101L102 13L98 14V16H101L100 18H98V17L96 16L95 20L90 19V20L86 21V24H85L84 26H83V24H84L85 22L80 21V23H79L78 21H76L77 18H76V20L72 21L73 23L76 22V25H77V23H78L79 25L83 23V24H82V27H84V29L86 28L87 31H90V32L88 33V35L96 34L98 37H99V35H100V37H102L101 34L103 35V34H105V32H106V34H105V37H106V38L103 40L105 45H103V42H102V45H103L104 47H101V49H100L99 45H100V46H102V45H101V43L98 44V42H100V38H99V39H96V38H98L96 35H95V44H96V45H95L94 43H93V44H94L93 47H89V46H92L91 44H89V46L86 45V46L89 47L92 51H91L90 49H89V51H88V48H87V47H86V48L84 47L85 49L82 48V49H83V50H82L83 52H82L80 49H79L80 51L73 50V49H71V48L69 49V47H68V51H67V50L65 49V46H64V45H61L60 47H62L61 49H64V51L61 50V51L59 52V55H58V56H61L60 54H62V53L64 54V56L62 55L61 57H62L63 60H67L66 62L63 61V62H64V63H63V66L65 65V67H62V69L56 68L55 70H54V68H53L52 70H53V71H56L55 74H54V72L51 70L52 73H51V72H48V74L44 77V79H46V80H45V81H46V86H44L45 89H44V87H41V88H43V90H42V89L40 90V88H38V90H39L41 93H42V91L44 92V90H45V93H43V94L40 95L41 98H42V97L46 98L47 95H51V96H52V95H54V92H55L57 95H65L66 93L69 94L68 92L71 91L70 94L72 95V94L75 93L74 90H75V91H76V90H77V91H79V90H80V91H84L86 94L84 93V94L82 95V98L80 97L81 99H80V98L75 99V100L73 101V103L71 102V103H67V104H65V105H64V104L56 105V109H55V105H53V107H52V106L50 107V110H48V114H49V112H51V114L54 116V117L52 116L51 118H52L54 124L56 123L55 126H54V124H52L53 122H52V123L50 122L51 119H49L48 121H46L48 125L46 124L45 120H43L44 123H41V121L38 120V121L42 124V128H41V126H38L39 123H37L36 128H37V127H38V128L40 127L39 129H45L46 127H44V126L46 125V126H47L46 129L48 130L49 135H50V137H51V138L49 137V138H50V141H51V139H52V143H53V145H52L51 142H49V143H51V144H49V147L44 148V149H41L42 145H39V146H38V145H37V142H35L36 145H34V147H33V146H32V147H33V148H36V147L38 146V148H36V149H37V150L41 149V150H39V151H41V152L43 151V152H42V156H43V158L40 159V161L37 159V160H38V161H37V164L39 163V164H38L39 166H38L37 164H35V163H36L35 161H33V160H35L36 157L33 156V160L31 159L32 161H31L30 164H29L28 161H27V162L25 161L27 157L24 158L25 155L23 154L24 156H23V158H22L23 160L21 161V164H20L19 166H16V167H15L16 169H19V170H20V168H21V169H27L28 171H26V172H29L28 175L26 174L27 176L24 174V175L26 176V177L24 176V178H26V180L22 182V183H24L25 187H27V192H29L30 190H32V188L34 189V186H35V185L38 187V189H40L39 187L42 186L41 184L44 185V182H43V181L45 180V182H46V179L51 177V182H53V184H54V182L57 183V182L61 179V181H59V182H60V183L62 182V183L60 184V183L58 182L57 185H58V184H59V185H62V184H63V185L65 186V188H67V189L69 188V190L71 189V191H70V195H71V193H73V191H74L75 188L77 187V186L74 187L75 185H73V184H75V182H76V185H78L79 182L82 183V181H81L82 178L85 179V177L80 178L81 180L79 179L78 173L81 174V173H82L81 171L77 172L76 170L72 169V168H74V166L76 165V162L78 161L77 158H79V157L82 155V153H81V155H80V156L78 155L79 157H76V158H75V155H73V157L76 159V160H74V158L72 157V153L74 154V151L78 152L83 146H85V145H83L84 143L81 142L83 139L81 140L80 138L78 139V137H77V140L80 141V142H78V143H79V146H76V145H74V142H71V141H70L71 139H70V137L68 138V136H70V133L72 132V131H71V129H72V124L74 125V124L76 123V122H74V121H76L78 118H79L78 121L81 119L80 116H82V109H83V114H84V115H83V118H84V120L86 119V121L88 120L87 118H88L89 115H90V111L88 112V110L92 109V115H91V116L95 115L94 112H93V111H94L93 109L96 110L97 107H95V105H97L98 103L96 102L97 104H94L93 101H97L96 99H98V97H97V94H96V95L94 94L95 96L93 95V93H92V90H93V89L91 88L92 85H90V84H94V83H95V85H94V87H95L94 90L96 89L97 86H102V83H100L101 81H100L99 79H98V81H96L97 78H96L95 75L98 74L97 76H101L103 79H106V80L108 81V85H107V87H105L104 84H103V90H104V93H105V94L108 93V96L110 95L111 97H113L112 99L114 100V101L112 100V101L110 102V101L108 100V96H105V94H103L104 97H105L104 99L106 100V103H107V104H105V107H107V108L110 109V106H112V107H114V108L116 109V107H115V106H116V103H114V104H115V106H114V104H113L112 102H117V108H120V107H119V106H120V104H119V103H120V100H119V102H118V99H121V98H122V100H125V101H126V99H127V101H128L129 104H128L127 102L123 103L124 101H123V102L121 101V105H124V106H125L124 109L127 110V111L124 112V118H123L124 120H125V115H126V113L129 112V111L132 109V108L130 109L129 106H130V105H133V102L135 103V100H136V99H138V100H136V102H137V101H138V102H137V106H136V107L134 106V108L139 109V107H143V106L145 105V102H144V103H143V104H144L143 106H138L139 104H141V102H142L141 100L146 101V102H148V101L150 102V101H151V100H150L151 98L147 96V95L150 96L151 94H152V96L158 95V96L160 97V99H159V97H155L154 100L152 99V102H153L155 105L152 104V103L150 102L151 105L149 104V106H148V105H147L148 103H146V105L143 107L144 109H147V108H148V110H146V112L149 111L150 109L153 110L154 107H155V109H154L155 111H160L159 109H158V110L156 109V107H158L159 105H160V106H159L160 108H161L162 106H163L162 108H164V107L166 108V105H169V106L171 107L172 111L175 110V109H177L178 111H176V112H181V111H183V113H185L184 110H186V109H187L186 112L188 113L189 110L193 107V106H191V108L188 107V106H190V105H188V103H187L188 101H187L186 99H185V101H187V102H186V105H185V104L181 101V100H182V97H179V96H176V98H178V103H176L175 101H173V100H174V99H173V96H174V95L171 96V95H172L171 93H172V91H174V90L171 91V90L169 89V85H166V83H165V82L168 80V78L165 77V75H167V74H165V75H164V74L161 75L162 78L159 79V80H160V84H161V85H163V84L165 85V86L163 85V86L161 87V88H162V92H161V91L159 92V90L152 91V92L148 90V92H147V87H145V86H149V85L152 86V82L155 83V84H157L155 81H153V78L156 79V77L153 76V75H154V72H153L152 74H151V73L147 74V72H146L145 76L142 75L143 77H140L141 74L136 73V71H135L136 66H135V68L133 67L132 69H131V68L127 69L128 66H126V65L124 64V62H123V59L125 60V55H127V54H125V52L127 51V47L125 48V45H128V44H127V41H126L125 39L119 37V39H121L122 41H121V40H115V42H114L113 39H110V38L108 37V35H110V31H111V30H109V29H113V28H116V27H119V26L109 24V20H105V19H104V18H106L107 16L110 15V12H108V11L106 12ZM26 12H27V11H26ZM105 12H106V13H105ZM89 13H90V15H91V11H89ZM111 13H112V12H111ZM78 14H79V12H78ZM105 14H106V15H105ZM107 14H108V15H107ZM97 18H98V19H97ZM102 18H103L105 21H104ZM73 19H75V17L72 18L71 20H73ZM38 20L40 21V19H38V18L35 19V21H36L37 23H39ZM65 20H66V19H64V21H65ZM78 20H79V19H78ZM97 20L100 21V22H99V25H98ZM61 21H62V20H61ZM103 21H104V22H103ZM67 22H68V19H67ZM72 22H71V24H73ZM61 23H62V22H61ZM63 23H64V22H63ZM63 23H62V24H63ZM96 23H97L98 26H96ZM102 23H103V24H102ZM106 23H107V25H108V28H107V25H105L104 27H106L108 30H107V29L105 30L104 28H102V25H104V24H106ZM40 24H42V23H40ZM62 24L59 23L60 27L62 26ZM67 24H69L68 26H71V25H70V19H69V22H68ZM101 24H102V25H101ZM63 25H64V24H63ZM65 25H66V22H65ZM73 25H74V24H73ZM93 25H94V26H93ZM66 26H67V25H66ZM66 26H65V27H66ZM85 26H86V27H85ZM95 26H96V29H95ZM37 27H38V26H37ZM39 27H40V26H39ZM60 27H59V28H60ZM63 27H64V26H63ZM91 27H93V28H91ZM99 27H100V28H99ZM56 28L58 29V27L56 26L55 28H53L52 31H54V29H55L54 32L59 31V30H57ZM90 28H91L92 30H91ZM60 29H61V28H60ZM63 29H64V28H62V30H63ZM66 29H67V28H66ZM66 29H64V30L62 31V33H63ZM94 29H95V30H94ZM82 30H83V29H82ZM86 30H85V31H86ZM93 30H94V31H93ZM97 30H98V31H97ZM67 31H68V30H67ZM99 31H100V32H99ZM101 31H102V32H101ZM60 32H61V31H60ZM93 32H94V33H93ZM57 33H58V32H57ZM65 33H66V31H65ZM77 33H80V32H77ZM82 33H83V32H82ZM54 35H55V34H54ZM75 35H76V37L79 36V35H77V34H75ZM75 35H74V36H75ZM103 36H104V35H103ZM76 37H75V38H76ZM121 37H122V36H121ZM108 39H109V40H108ZM98 40H99V41H98ZM107 41H109L110 43L107 42ZM112 42H113V43H112ZM116 42H117L118 44H116ZM121 43H122V44H121ZM124 43H125V44H124ZM107 45H108V46H107ZM122 45H123V46H122ZM94 46H95V47H94ZM96 46H97V48L99 47L98 50L96 49ZM110 47L112 48L113 54H112V51L108 49V48H110ZM103 48H104V49H103ZM120 48H121V50H120ZM122 48H123V49H122ZM59 49H60L59 47H56V49H54V51H55V50L57 51V50H59ZM86 49H87V50H86ZM114 49H115V53H114ZM116 49H117V50H116ZM125 49H126V51H125ZM65 50L67 51V53H65ZM93 50H94V51L96 50V52L94 53ZM99 50L102 51V52H100V53H103L104 55H103V54H100V53H99ZM104 50H105V51H104ZM119 50H120V51H119ZM56 51H55V52H56ZM87 51H88L89 53H88ZM97 51H98V52H97ZM23 52H24V51H23ZM61 52H62V53H61ZM80 52H81V53H80ZM85 52H86V53H85ZM92 52H93V53H92ZM73 53H74V54H73ZM75 53H76V54H75ZM57 54H58V53H57ZM65 54H67L69 57H71V58H69V60H70L69 62H68V56L65 57ZM84 54H85L84 57L81 56V55H84ZM109 54H110L111 56H110ZM114 54H116V55H114ZM74 55H75V56H74ZM79 55H80L82 58H84V59H89V58H93L94 56H96V57H95V62H96L95 65H96V67H97V69H96L97 71L95 70L96 73H94V75H93V78H94L93 81H92V77H89V76L85 77L86 80L83 79L84 77L81 78L80 81L83 79L82 82H78V81L73 80V77H72V76H73V69H71V68H73L74 65H73V64H70V63H72L73 60L75 61L76 56H79ZM87 55H88V56H87ZM105 55H106L108 58H106ZM108 55H109L110 57H109ZM120 55H121V57L123 56V57H122L123 59L121 58V59H122V62H120L119 60H117L118 57H119ZM113 56L115 57V59H114ZM117 56H118V57H117ZM156 57H159V59H160V56H156ZM66 58H67V59H66ZM96 58H97V59H96ZM98 58H100V60H99ZM102 58L107 59V61H106V62L104 61L105 63L103 62V64H102V62H101V61H103ZM109 58H110V59H109ZM112 58H113V62H118V61H119V62H118V63H119V70H118V71H119L120 73H118V71L116 70V69H118V67H116L117 65H116V64L113 65ZM161 59L163 60V57H162ZM161 59H160V60H161ZM109 60H111V61H109ZM116 60H117V61H116ZM162 60H161V61H162ZM164 60H165V59H164ZM161 61H160V62H157V65L154 63V66H153L152 68H153V69L155 68V69H154L153 71H155V70L159 69V67L163 66V65H162V62H163V61H162V62H161ZM198 61H199V60H197V62H198ZM98 62H100L101 64L98 63ZM111 62H112V64H111ZM194 62H196V60H194ZM197 62H196V64H198V65L200 64V66H201V63H202V62H201V63H197ZM76 63H77V61H76ZM122 63L124 64V66H126V69H127V70H125L124 67L121 68ZM147 63H148V62H146V63H145L146 65H144V62H142V63H141V64H142V67H140V66H139V67H140V68H144V67L146 66V68H147V67L149 66V65H147ZM160 63H161V64H160ZM180 63H181V64H180ZM148 64H149V63H148ZM196 64H194V67L196 66ZM207 64H208L207 62H203V63H202L201 68H202V71H204V72H202V71H201V68L198 67L199 70L201 71V73H200V72H198V70H197L198 68H196V69L194 68V69H193V67H192V66H193V63H192V64L190 65L191 67L189 66V69H187V72H188V74H189V75H187L186 73H182L183 70H182L181 68H183V62L180 61L178 64H174L175 66L173 65V67L171 68V69H172L171 73L168 71L169 74H172V75H170V76L167 75V76L170 77L171 79H173V76H174V78H176V76L179 77V76H178V73H179V75H180V78H181L182 75L184 76V78H186V77L188 76L187 79H185V80L183 79L184 83H183V81H182V82L180 83V85L182 84L183 87L185 88L184 84H186V87L189 86V84H190L191 86H192V84H193V86H192V87H193V90L196 89L195 87H197V88H199V90L202 92V90H206V87H205V89H203L204 86H207V85H205V83H204V86H202V85H203V83H202L203 80H204V82H205V80L207 79V80H206V81H207L206 84H208L209 82H214V79H215V78H213V77L216 75L215 72L211 71L210 68L207 67ZM75 65H76V64H75ZM99 65H100V67L103 66V67H102V68L104 69V71L102 70L103 75H102V73H101V71H100L101 68L99 67ZM105 65H106V66H105ZM170 65H171V64H170ZM178 65H179V66H178ZM198 65H197V66H198ZM203 65H204V66H203ZM67 66H68V68H67ZM70 66H73V67H70ZM76 66H77V65H76ZM107 66H108V67H107ZM113 66H114V67H113ZM197 66H196V67H197ZM96 67H95V68H96ZM139 67H138V69H139ZM163 67L165 68V66H163ZM167 67H168V66H167ZM170 67H171V66H170ZM146 68H144L143 71H145ZM164 68H161V69L164 70ZM57 69H58V70H57ZM64 69H65V72H63ZM77 69H78V66H77ZM147 69H148V68H147ZM165 69H166V68H165ZM171 69L167 68V70H171ZM78 70H79V69H78ZM128 70L132 72V77L134 76V74H133L134 72H135V75L137 74L136 76L139 75L137 78H138V79H139V78L142 79V81H140V83L143 84V85H140V83H139V84H135L131 89H134V87H137V93H132V94H131V93H129V92H131L132 90H131V91H128V94H130V95H126V97H130L129 99L126 98V97L123 99L122 95H121V97L119 96L118 99H117V97H115V96H116V95H115V90H114V93L111 91V87H112V89H114V86L110 84L112 81L110 82V78H109V76H110L112 79H115L116 82H118V80H117L116 77L119 76V78H120V75H119V74H121V75L124 74V75L126 76V75H127L126 73H127V72L129 73ZM139 70H140V69H139ZM151 70H152V69H151ZM179 70H180V71H179ZM190 70H192V72L197 71V73H199L198 76H197V78H196V72H195V73H192V72L190 73V72H189ZM194 70H195V71H194ZM75 71H76V70H75ZM105 71H107V74L109 73L110 75L108 74V75L105 76V75H104V72H105ZM108 71H109V72H108ZM143 71L140 70L141 73H142ZM146 71H147V70H146ZM181 71H182V72H181ZM61 72H63V73H61ZM67 72H68L71 76L68 75V74L65 76L64 74H66ZM125 72H126V73H125ZM151 72H152V71H151ZM207 72H208V73H207ZM50 73H51V75H50ZM58 73H60V74H58ZM155 73H156V72H155ZM180 73H181V74H180ZM206 73H207V74H206ZM210 73H211V74L214 73L212 78H211ZM56 74H57V75H56ZM105 74H106V72H105ZM129 74H131V73H129ZM142 74H143V73H142ZM156 74H158V73H156ZM156 74H155V75H156ZM159 74H160V73H159ZM208 74H209V75H208ZM53 75H54V76H53ZM114 75H115L116 77H115ZM194 75H195V76H194ZM199 75H200V76H199ZM201 75H202V76H201ZM104 76H105V78H104ZM159 76H160V75H159ZM171 76H172V77H171ZM190 76H191L192 79H190ZM204 76H205V77H204ZM49 77H50V80H49ZM60 77H61V78H60ZM62 77H63L64 79H63ZM65 77H66V78H65ZM101 77H100V78H101ZM127 77L129 78V75H128ZM145 77H146V78H145ZM206 77H207V78H206ZM123 78H124V80H123L122 77H121V82H120L122 85L119 84V86H117V87H119V90H117V91H118V95H119V91H120V93H121V90H122V93H124V92L126 91V90L124 91V89H127V90L129 89V90H130L129 83L132 82V79H129V80H128V79L125 78V77H123ZM170 78H169V79H170ZM180 78L177 79L178 82H180V81L182 80V79L180 80ZM204 78H206V79H204ZM134 79H135V78H134ZM166 79H167V80H166ZM195 79H196V80H199V79H200L199 82H200L201 79H202V82H201V83H197V85H198V86H197V85L195 84L196 81H194ZM54 80H55V81H54ZM60 80H61V81H60ZM63 80H64V82H63ZM186 80H187V81H186ZM188 80H191L192 83H190ZM49 81H50V82H49ZM65 81L67 82V84H68L69 86L66 85V82H65ZM69 81H70V83H69ZM89 81H90V82L92 81L93 83H92V82L90 83ZM95 81H96V82H95ZM99 81H100V82H99ZM102 81H103V80H102ZM119 81H120V80H119ZM126 81H127L128 83H127ZM129 81H130V82H129ZM133 81H134V80H133ZM164 81H165V82H164ZM169 81H170V80H168V83L171 82V81H170V82H169ZM172 81H173V80H172ZM185 81H186V82H185ZM47 82L50 83V84H48L49 88H50V87H54V86H58L57 88H58L59 90L57 89V91H55V88H56V87H55L54 89L51 88V92L48 91V90H50V89H48ZM51 82L56 83V84H58L59 82H60V83H59L58 85H56V84L53 85V84H51ZM134 82H135V81H134ZM158 82H159V81H158ZM174 82H176V81H174ZM187 82H189V83H187ZM78 83H79V86H78ZM82 83H84L85 85L82 84ZM96 83H97V86H96ZM118 83H119V82H118ZM137 83H138V81H137ZM168 83H167V84H168ZM80 84H82V87H81ZM113 84L115 85L114 82H113ZM127 84H128V85H127ZM177 84H178V83H177ZM177 84H175V85H176V86H175V89H176V87H179V86H177ZM199 84H202V85L199 86ZM62 85H63V86H62ZM64 85H65V87H64ZM126 85H127V88H125ZM136 85H137V86H136ZM171 85H172V84H171ZM70 86H71V87H70ZM77 86H78L79 88H78ZM120 86H121V87L123 86L121 90H120ZM143 86H144V87H143ZM156 86H157V85H156ZM172 86H173V89H174V84H173ZM172 86H170V87H172ZM39 87H40V86H39ZM46 87H47V88H46ZM62 87H63V88H62ZM69 87H70V88H69ZM80 87H81V88H80ZM117 87H116V89H117ZM128 87H129V88H128ZM138 87H139V88H138ZM141 87H142V88H141ZM192 87H191V89H192ZM72 88H73V89H72ZM98 88H99V87H97V89H98ZM157 88H158V87H157ZM189 88H190V87H189ZM46 89H47V91H48V94H47V92H46ZM83 89H84V90H83ZM89 89H92V90H91L92 95H91V93L88 91ZM100 89H101V88H100ZM100 89H99V90H100ZM105 89H106V90H105ZM140 89H141V91H140ZM150 89H151V88H150ZM168 89L170 90L171 93L169 92ZM191 89H190V90H191ZM103 90H102V91H103ZM142 90H144V92H147V94H146V95H145V93L143 94V93H142ZM151 90H152V89H151ZM160 90H161V89H160ZM193 90H192V91H189V92H192V93H193ZM196 90H197V89H196ZM39 91H38V93L40 94ZM52 91H53V94H52ZM86 91H88L89 95L87 94ZM105 91H106V92H105ZM133 91H134V90H133ZM206 91H207V90H206ZM59 92H61V93H59ZM139 92H140V93H139ZM156 92H157V93H156ZM189 92H188V94H187V95H188L187 97H189V94H191V96H192V93H189ZM198 92H199V91H198ZM204 92H205V91H204ZM38 93H37V94H38ZM94 93H96V91H95ZM100 93H101V91H100ZM102 93H103V92H102ZM111 93H112V95H111ZM122 93H121V94H122ZM169 93H170V94H169ZM202 93H203V92H202ZM39 94H38V95H39ZM56 94H55V95H56ZM70 94H69V95H70ZM98 94H99V92H98ZM136 94H137V95H136ZM139 94H140V95H139ZM142 94H143V95H142ZM166 94H167L168 96H165ZM38 95H37V96H38ZM42 95H43V96H42ZM118 95H117V96H118ZM144 95H145V96H144ZM45 96H46V97H45ZM84 96H89V97H88V100H85L86 103H87L86 105H83V104H84V102H83V101H84L83 98L85 99ZM124 96H125V93H124ZM135 96H136V98H135ZM146 96H147L148 98H147ZM152 96H151V97H152ZM191 96H190V97H191ZM100 97H101V96H100ZM163 97H165V98H163ZM168 97H169V98H168ZM174 97H175V96H174ZM38 98H39V96H38ZM89 98H91V99H89ZM93 98H96V99L93 100ZM102 98H103V96H102ZM131 98H132V99H131ZM152 98H153V97H152ZM162 98H163V99H162ZM171 98H172V99H171ZM110 99H111V98H110ZM134 99H135V100H134ZM140 99H141V100H140ZM145 99H146V100H145ZM167 99L170 100V101H168V102H172L173 104H170V103L168 104V103L166 102ZM180 99H181V100H180ZM89 100H91V101L89 102ZM100 100H101V99H100ZM100 100L98 99V101H100ZM133 100H134V101H133ZM155 100H156V101H155ZM162 100H166V101H165V102H162ZM176 100H177V99H176ZM202 100H203V101H202ZM202 100H201V99H200V100L198 99V101H199V102L201 101V103L204 102V99H202ZM76 101H77V102H76ZM132 101H133V102H132ZM154 101H155V102H158V101H159L160 103L158 102V103H159V104H158V103H155ZM103 102H104V101H103ZM139 102H140V103H139ZM196 102H197V101H196ZM199 102H198V108H199V109H198V112H197V113H194V112H195L194 107L191 109V110L194 111V112H193L194 114H193L192 116H193V118L195 117V118H194V119H195V120H194V123L197 125V127H196V125H195L194 123H193L194 126H192L193 124H191V123H190L191 121H190V122L186 123L187 127H188V125H190V126H189L188 128H187V127L184 128V127H182V125L180 124L182 121H181V122L178 121V125H177L178 128H177V129H179V130H177L176 132H175V130H174V131L172 130L173 132H175V133L173 134L172 139H174V137H175L177 140H174V141H175L174 146L172 145L173 143H172V144H171V143H170V144L168 143V147L166 146V145H167V139H166V143L164 142V139H163V142H162V140H160V138H161L160 136H164V137L167 138V136L169 135V133H170V131H171V128L174 127L177 123L174 124V123H172V121H171V123H172V124H171V123H170V120H171V119L168 120L169 118H166V119H164V118L162 119L161 117L157 118L158 115H156V112H155V114H154V118H152V117H153V114H151V116H148V113H145V112L142 110V108H140L141 110H139V111H137V110L135 109L137 113H135L134 110H131V111H133V114H134V118H135L134 121H135V123L137 124L138 120L141 121V122H138V123H139V126H136V127H138L139 129H140V128H142V129H144V128L148 129V130L144 129L143 131L140 129V130L142 131L141 134H140V136L145 135V139H146V140L144 139V137H142V138L144 139V141H143L142 139H140V140H139V139H134L133 137H135V136H133V134H130V132H129V131L132 130V129L130 128V130H129V129L127 128V130H129L128 133L131 135V138H132V139H131L130 137H128V140H127V141H128V142L133 141V142L130 143V145L132 144V146L135 145L136 143H138V145H135V146H137L138 148L135 147V146H134V148H136L137 150L139 149L140 152H139V151H134V152H136L137 155L140 156V158H141V160H140V158H138V160H137V161L140 162V163L138 164V166H139V165L141 166V164H142L141 167H144V171H143V168H142V170H141V169H139V167H136L133 163L131 164V166L133 165V166H135V167L137 168V172H138V173H141V174H142L141 176H140V175H137V176H138L137 178H138V179H142V180H146L147 182L150 181V182H148L149 184L146 182L147 185L144 184L145 182L143 181V184H141V185L144 186V188L146 189V191H148L147 189H150V188H151V189L149 190V192L152 191V188H153V187H151V185L154 186V184L157 183V181L160 180V178H157L158 175L156 174L158 170H159L158 174H160V172H163V173H164V172H167L166 175L170 176L171 178H173L174 176H176V175H174V174H178V172H176V171L174 172V170H176L175 165H174L175 168L173 169V171H172V169H171V170L169 169L170 171L174 172V173L171 172L172 174L170 173V171L165 170V168L162 169V170L160 171V169H158L159 167H157L158 164H155V163H154V162H158V160L160 159V157H158V156L156 157L155 153H156L157 155L161 156V157H162L161 159H163V158L165 157L164 154L166 155V157H165L166 160H163L164 162L161 161V162L159 163V165H161V164L166 163V161H167V156H168V155L171 156V154H172V156H173V158H174V156H176V157L178 156V154H177L178 152H179V154L181 155V156H180L181 158H179V159L182 160V154H181V153L185 154V153L188 152V151H186V150H187V149H188V150L190 149V150H189L190 154H189V152H188V153H187L188 156H186V155L183 156V157H184L183 159H186L187 157H189V156L191 155L192 147H193V149H194L195 144H196L197 147H195V149H197V151H194V150H193L194 153H192V155L195 154V155H194L195 157H194V156H190V157H191V159H192V158H193V159H196V161L194 160L195 162L192 161L193 164H194V163L197 164L198 159H197L196 157L201 158L200 160L202 161V162H201V163H202V164H201L202 167H201L199 161H198V164H197V165H196V164L193 165L192 163H188V161H190L189 158H188V160H186V162H184V160H183V161H181V160L179 161V159H176V157H175V159L177 160V161H176V162H177L176 165L179 166V168H178V169H179L178 177L183 178V179H180V181H181V180H182V181L184 180L183 182L186 184V186H187L188 188L186 189V186H185V184H184L182 181H181V183H180L179 178H178L177 176H176V178H177L178 180L175 179V177L173 178V180H174V182H176L177 184H178L177 181H179L180 184L184 185L185 188L182 187V185L179 186V188H181V190L183 191V193H184L185 191H186L185 193H187L188 190H189V191L192 190V188H190V186H191V184H192L191 182L193 181V180L191 181L192 177L194 178V181H195V182L193 181V185L191 186V187H193L194 192H195V191H198V192H200V194H201V193L203 192V191L201 190L202 187H203V190H204V191H205L209 186H210V188H211V187L213 186V184L211 185L212 182L210 181V182H211V183H210V182H209V179H211V177H213L214 175L211 174L213 171L210 172V174H209L208 172L210 171V169H213V168L216 169V172L219 171L215 166H219V164L222 163V160H223L224 162H226V163H225L226 165H224V167H225V166H228V168H232L233 163H236V166H237V167L233 165L234 168L236 167V168H235V169H236V172L234 171L235 173H234V172L231 173V177L235 174L233 177H235V180H236L237 182H236V181L234 182L233 177L231 178V177H230V174H229V176L226 175L227 177H226L225 175H224V177H222V173H223V172H221V175H220V174H219L220 171H219L218 175H219L220 177L218 176V178H221L220 180L222 181V183H220L221 181H219V179L217 178V179H218V182H217V184H216V188L213 187V189H214L215 191L218 190V193L223 194L224 196H226L227 199H231L232 197H233V199H235V198H234V197H235V196H234V193H237V195H238V193H239L240 195H242V193H243L245 190H246V192H247V194H248V189H246L245 186H244V189H245V190L242 189V188H243V185L240 184V182H243V181H244V178H245V173H246V172L244 173V171H248V169H247V170H246V169L243 170V169H244V168H247L248 165H249L248 167H250V165H251L252 168H253V169H252V168H249L250 170H252V172H251V173H252L251 176L254 177V178H256V175H255V174H256V173H255L256 170H255V169L257 168V170H258V165H260V164L262 163L261 160L255 158L254 161L256 162V160H257V163H255V164H258V165H255V164H254V162H253V158H247L248 160H247V159L244 160V158H242V156H240V153H239L238 151H241V150L243 151V147H245L244 149H246L247 147H246L245 144H243L242 141H240L238 138H236V137H239V138H240L239 135H237V136L234 137V138L232 137V136H235V134H231L230 139H228L227 141H225V142H227L228 144L233 145V146H230V147H231V149H232L235 153H234L231 149H230V150H231L230 152H231V154H232L235 158H233V156H232L230 153H226V154H224V155H228L229 160H227V161L224 160V159H225V158H224V155H223V158H224V159H222V158L220 159L219 157H217V156H218L217 154H216V156L213 154L215 157L218 158V159L216 158V160H215L214 157L210 156L212 151L210 152V154L207 152V149L209 148V146H207V145H209V144H208L207 142H205L204 140L200 139V138H201L202 136H206V135H208V136H212V134L210 135V132L212 133L215 129L212 128L211 126H206V127H208V129L205 128V130H204L205 125L202 124V122L200 123V124H201L200 127H199V124H197V122H196L197 119H200V118H201L202 121H203L204 119H206V118H204L205 116H203L204 114H205V115L208 114V116H210V115H209V112H208L207 109H206V108H207L206 105H205V108H204L203 106L200 105ZM75 103H76V104H75ZM77 103H78V104H77ZM88 103H89V104H91V103L93 104V105L91 104V105H92V108H91V105H88ZM100 103H101V102H100ZM130 103H131V104H130ZM175 103H176V104H175ZM179 103H180V105H181V106H180L181 108L178 106ZM205 103H206V102H204V104H205ZM72 104H73V105H72ZM135 104H136V103H135ZM68 105H69V106H68ZM82 105H83V108H82ZM98 105H99V104H98ZM98 105H97V106H98ZM102 105H104V104H102ZM128 105H129V106H128ZM141 105H142V104H141ZM157 105H158V106H157ZM171 105H172V106H171ZM173 105L178 106V107L175 108V106L173 107ZM184 105H185V108H183ZM187 105H188V106H187ZM67 106H68V107H67ZM72 106H73L74 108H73ZM93 106H94V107H93ZM99 106H100V105H99ZM146 106H147V107H146ZM151 106H153V107H151ZM71 107H72V109H71ZM137 107H138V108H137ZM149 107H151V108L149 109ZM170 107H167L168 109L166 108V110H165V108H164V111H166V112L168 111V112L170 113V109H169ZM196 107H197V106H196ZM196 107H195V108H196ZM30 108H31V107H30ZM64 108H65V110H64ZM69 108H70V109H69ZM100 108H101V106H100ZM102 108H104V107H102ZM102 108H101V109H102ZM134 108H133V109H134ZM152 108H153V109H152ZM173 108H174V109H173ZM200 108H201V109H200ZM53 109H54V111L52 112L51 110H53ZM115 109H114V111H116V113H117V110H115ZM182 109H184V110H182ZM29 110H30V109H29ZM57 110H58L60 113H59ZM66 110H67L68 112H67ZM97 110H98V112H99V117H100V115H101V117L103 118V119H100V118L98 117V119H95L96 121H97V120L99 121V125H101V124L103 123V122H102V123L100 124V121H104V124L101 125L102 127H104V126L106 125L105 119H107L108 122H109V125H110L111 129H115V128H116V132H117V130H118L117 127H115V125H116L115 122H116V121L119 123V124L117 123V125H120L119 127H120V130L122 129V130H121L122 132H124L123 129L126 130L125 125H123L122 122H119L120 120L118 121V119H117L116 116H114V124H115V125H114V127L112 126V125H113V122H112L113 119L110 118L109 116H111V115L113 116V114H112L113 112H111V111H109V110H108V112L106 111V112L108 113V115H109V116L107 115V118H106L105 116H104V117L102 116V115H104V114H101V113H100L101 110H100L99 108H97ZM104 110H106V109L104 108ZM110 110H112V108H111ZM120 110H121V109H120ZM120 110L118 109V111H120ZM154 110H153V111H154ZM161 110H162V109H161ZM179 110H181V111H179ZM191 110H190V112H189L188 115H191V114H192V113H191ZM55 111H56V112H55ZM63 111H65L66 113H64ZM70 111H71V113H70ZM75 111H76V113H75ZM102 111H103V110H102ZM153 111H151V113H153ZM196 111H197V109H196ZM199 111H201V112H199ZM96 112H97V111H96ZM138 112H139V113H138ZM207 112H208V113H207ZM53 113H54V114H53ZM73 113H74L75 115L78 113V115H76V118H75V116H72ZM104 113H105V111H104ZM107 113H106V114H107ZM122 113H123V112H122ZM130 113H131V112H130ZM198 113H199L200 115H199ZM206 113H207V114H206ZM48 114H47V115H48ZM60 114H61V115H60ZM67 114H68V115H67ZM106 114H105V115H106ZM133 114H132V116H133ZM141 114H142V116H141ZM143 114H144V116H146V117L148 116V117H147V118H146V117H143ZM149 114H150V112H149ZM185 114H186V113H185ZM214 114L216 115V113H214ZM214 114H213V115L211 114L212 116H210V117H213V118H214V120L210 118V119H211L210 122H212V123H214V122L217 121V120H216V117H217V116L215 117ZM63 115H64V116H63ZM114 115H115V114H114ZM118 115H119V114H118ZM120 115H121V114H120ZM127 115H128V114H127ZM25 116H26V115H25ZM60 116H61V117H60ZM67 116H68V117H67ZM96 116H98V114H96ZM132 116H131V117H132ZM135 116H136L137 118H139V119H137ZM66 117H67V119H66ZM77 117H78V118H77ZM122 117H123V115H122ZM122 117H121V119H122ZM128 117H130V115H128ZM128 117H127V118H128ZM131 117H130V121H131V123H132V125H133V121H132ZM23 118H24V117H21L22 120H23ZM58 118H59V119H58ZM94 118H95V117H94ZM94 118H93V119H94ZM104 118H105V119H104ZM115 118H116V120H115ZM118 118H120V116H118ZM127 118H126L125 121H127V123H128V124H127L128 127H129V126L133 127L131 124H129L130 122H129V119L127 120ZM132 118H133V117H132ZM140 118H141V119H142V118H143V119H144V118L146 119L147 122L145 121V123H147V127H146V125H145V126L143 125V124H144V122H142L143 119L141 120ZM196 118H197V119H196ZM217 118H218V117H217ZM32 119H33V118H32ZM55 119L57 120V122H56ZM63 119L67 120V121L64 120L66 123L63 121ZM74 119H75V120H74ZM145 119H144V120H145ZM149 119H150V121L152 120V122H154V121L157 122V121H158V123H159V120H160L161 124H162V122H163L164 125L167 124L166 126L168 127V128H167V129H168V132H167L166 130H165V131L163 130V127H164V126H163L162 129L160 128V131L163 130L164 133H158V134H157L158 136H157V135H156V133H157L156 129H152V128H153V126H154V128H155V126H158V123H151V125H149V124H150ZM155 119H156V120H155ZM158 119H159V120H158ZM58 120H60V121H58ZM81 120H83V119H81ZM84 120H83V121H84ZM89 120H90V122H93L92 119H89ZM201 120H200V121H201ZM208 120H209V118H208ZM69 121H70V122H69ZM78 121H77V122H78ZM96 121H94L93 124L90 123L91 128H92V132H93L92 135L95 134L94 138L97 137V134H98V133L96 134V131L94 130V125H95V124H96V126H97V128H98V125H97L98 122L96 123ZM125 121H124V123H125ZM176 121H177V120H176ZM200 121H199V122H200ZM148 122H149V123H148ZM50 123H51V124H50ZM57 123H58V124H57ZM61 123H62V125H61ZM69 123H70V124H69ZM71 123H72V124H71ZM85 123H86V122H85ZM238 123H240V122H238ZM68 124H69V125H68ZM76 124H77V123H76ZM76 124H75V125H76ZM81 124H83V125H79V124H77L78 127H79V126H82L83 128L86 129V126L84 125V123L82 122ZM86 124H87V123H86ZM107 124H108V123H107ZM121 124H122L124 127H123ZM153 124H154V125H153ZM170 124H171V125H170ZM173 124H174V126H173ZM182 124H184V123H182ZM234 124H236V125H234ZM234 124H233L232 126H236V127H237V123L234 122ZM39 125H40V124H39ZM50 125H51V126H50ZM58 125H59V126H58ZM70 125H71V126H70ZM87 125H88V124H87ZM90 125H88V126H90ZM92 125H93V126H92ZM117 125H116V126H117ZM134 125H135V124H134ZM140 125H142V127H141ZM152 125H153V126H152ZM159 125H160V124H159ZM238 125H239V124H238ZM49 126H50V127H49ZM88 126H87V127H88ZM107 126H108V125H107ZM121 126H122V127H121ZM150 126H151V127H150ZM161 126H162V125H161ZM166 126H165V127H166ZM171 126H172V127H171ZM55 127H56V128H55ZM74 127L76 128V126H74ZM148 127H149V128H148ZM190 127H192L193 129L191 130ZM194 127H195V129H196L195 132H197V133H194V132H193V130H195ZM198 127H199V128H198ZM238 127H239V126H238ZM240 127H241V124H240ZM240 127H239V128H240ZM75 128H74V129H75ZM108 128H109V126H108ZM138 128H137V129H138ZM150 128H151L152 130H151ZM181 128H183V129H181ZM186 128H187V129H190V132L185 134L184 131H186V132L189 131V130H187ZM197 128L200 129V131H199ZM46 129H45V130H46ZM50 129H51V131H50ZM52 129H53V130H52ZM54 129H55V130H54ZM74 129H73V131L78 130L77 128H76L75 130H74ZM102 129H103V132H104L105 129H104V128H102ZM111 129H110V130H111ZM134 129H135V128H134ZM137 129H136V130H137ZM158 129H159V128H158ZM165 129H166V128H165ZM237 129H238V128H237ZM67 130H68V132H66ZM86 130H87L86 133H85V137H86V139H85V137H84V139H85V141H86V145H87V147L90 148V151H89L90 153H88L87 149L85 148V149H86L85 151L87 152V155L83 154L82 156H83L85 159H87V160H86V161H87V162H86L87 165H89L88 163L91 161V160H90V157H95V158H96V155H97V156L99 157V159H100V158L103 159L101 156H103V154L105 155V152H106V154L109 153V152L112 153V155L114 154V156H112V158H109V157H111V155H110V154H107V157H108V155H109L108 159H109V160H112L113 167H114V165H115V162H114V161H116V160H118V162H119V160H120V161H123V162H126V161H125L126 159H128L129 157L132 158L130 153H129L130 156H129L128 154H126V153L129 152V149H131L132 147H130L129 149H128V148L125 149L124 147H126V146L123 147L122 144H121L120 147H122L123 149L121 148V151H120V149L117 147V145L113 144V143H115L114 140L117 142L116 144H118L119 142H121V141H118V139H119V140H122V139H123V138H120L121 136L119 135V132H120L119 130H118V131H119V132H118V135L115 134V133H113V135H112L113 142H112V139H111V143H112L111 148H113V151H112L111 149H108V148L106 149L107 146H106L105 149H104V148L102 147V141H101V139H100V141H99L98 138H97V145H96V144H95L96 142H95L94 139L92 138V141H94L92 146H93V147H94V145H95V146H99V148L101 149V152L103 153L101 156L99 155V153H100V152H99L100 149H99V151H98L97 147H95V149L97 150V151H96L95 149L93 150V149H92L93 147L90 146V144H91V143H90L91 139L89 140V135L91 136V133H89L88 129H86ZM110 130H106V131H108V132H112V130H111V131H110ZM127 130L125 131V138H126V139H127L126 134L128 135ZM154 130H155V131H154ZM52 131H53V132H52ZM54 131H56L57 133L54 132ZM78 131L81 132V129H79ZM148 131H150V132H148ZM151 131H152V132H151ZM172 131H171V132H172ZM65 132H66L67 137H65ZM98 132H102V130H101V131H98ZM153 132H154V133H153ZM161 132H162V131H161ZM192 132L195 134V136L193 135ZM200 132H201V133H200ZM53 133H54V134H53ZM82 133H83V131H82ZM120 133H121V132H120ZM139 133H140V132H139ZM151 133H153V134H155V135H152ZM51 134H52V136H51ZM59 134H60V135H59ZM68 134H69V135H68ZM103 134H104V135H105V134L107 135V132L102 133V134H100V135H103ZM123 134H124V133H123ZM150 134H151L152 137L154 136V138L157 136V138H156V139H157V143H158L160 146L162 145L163 148H164V146H166V148H167V152H169V153H167L166 150H164V149L162 148V146H161V150H162V151H165V152H162V151H161V153H162V154H161V153H160V148H159V146H157V145H158L157 143H155L157 147L155 146L154 148L150 147V145H147L148 147H147L146 145L144 146V143L147 144V143L149 142L148 144H150V140H152L151 142H153V138L150 136ZM179 134H180V135H179ZM181 134H183V135L185 134V135L182 136ZM187 134H188V135L192 134V135H190L191 137L189 136V141L192 142V145H193V146L191 147V146L187 145V149H186V147H185V149H186L185 151H186V152L184 153V149H182L181 145H179V143H178V142H179L178 137L180 136V140L182 139L181 141H185V140L187 139L186 141L188 142ZM54 135H55V136H54ZM63 135H64V136H63ZM108 135H109V134H108ZM116 135H117V136H116ZM134 135H135V133H134ZM171 135H172V133H171ZM178 135H179V136H178ZM197 135H200V136L197 137ZM57 136H58V137H57ZM77 136H78V135H77ZM81 136H82V134L80 135V137H81ZM98 136H99V134H98ZM115 136L118 137V139L115 138ZM122 136H123V135H122ZM128 136H129V135H128ZM177 136H178V137H177ZM107 137H108V136H107ZM107 137H106V140L109 139V137H108V139H107ZM146 137H147V138L149 137V139H147ZM185 137H187V138L185 139ZM56 138L59 139V140H57V141L55 140V141H54V139H56ZM67 138H68V141H69V145H71V146H68V144H67L68 141H67V142L65 141V140H67ZM125 138H124V140H125ZM140 138H141V137H140ZM168 138H169L168 141L170 142V141L172 140L171 137H170V135H169ZM194 138H195V140H196V138H199L200 140L197 139L196 142H194ZM232 138L234 139V141L232 140ZM235 138H236V139H235ZM64 139H65V140H64ZM69 139H70V140H69ZM95 139H96V138H95ZM104 139H105V137H104L102 140L104 141ZM116 139H117V140H116ZM161 139H162V138H161ZM184 139H185V140H184ZM60 140H61V141H60ZM141 140H142V142H140ZM159 140H160L161 142H160ZM201 140H202V141H201ZM58 141H60V143H59ZM62 141H63V143L61 144ZM83 141H84V140H83ZM85 141H84V142H85ZM98 141H99V142H98ZM122 141H123V140H122ZM146 141H147V142H146ZM172 141H173V140H172ZM176 141H177V145H175V144H176ZM200 141H201L202 143H203V142H204V143L201 144ZM236 141H237V142H236ZM239 141H240V142H239ZM27 142H28V141H27ZM27 142H26V144H27ZM154 142H155V139H154ZM154 142H153V143H154ZM187 142H186V143H187ZM197 142H199V143H197ZM230 142H231V143H230ZM55 143H57V144H55ZM72 143H73V145H72ZM87 143H88V144H87ZM100 143H101V144H100ZM105 143H107V141H106ZM109 143H110V141L108 142V144H109ZM121 143H122V142H121ZM126 143H127V142L125 141V145H126ZM163 143H164V145H163ZM181 143H182V142H181ZM186 143H184V144L186 145ZM193 143H195V144H193ZM0 144H1V143H0ZM33 144H34V142H32V145H33ZM54 144L57 145V146L59 145L60 148L58 147V148H59V150L57 149L58 151H56V149H55L56 146H55ZM103 144H104V142H103ZM119 144H120V143H119ZM155 144H154V145H155ZM188 144H189V142H188ZM190 144H191V143H190ZM198 144H199V146H200L201 148L198 147ZM200 144H201V145H200ZM234 144H235V145H234ZM51 145H52V146H51ZM82 145H83V146H82ZM105 145H107V144H105ZM109 145H110V144H109ZM130 145H128V146H130ZM152 145H153V144L151 143V146H152ZM182 145H183V143H182ZM202 145H204V149H203V146H202ZM205 145H206V147H208L207 149H206ZM223 145H225V147H226V144H225V143H224ZM26 146H27V145H26ZM26 146H25V148H24V149H25V154H26L27 151H29L28 154H29V157H30V151H32L31 149H33V148L31 147V143L29 144V148L31 147L29 150H28V148H27ZM66 146H67V147H66ZM74 146H75V147H74ZM80 146H81V147H80ZM170 146H171V148L177 146V149H178V147H179V149H181L183 152L181 151V153H180V150H177V149H174V150H177L178 152H177V151L174 152V151H172L173 149H171V150L169 149ZM172 146H173V147H172ZM183 146H184V145H183ZM39 147H40V148H39ZM68 147H69V149H68ZM71 147L74 149V151L72 150ZM190 147H191V148H190ZM210 147H211V146H210ZM227 147H229V146H227ZM230 147H229V148H230ZM240 147H241V149H240ZM26 148H27V151H26ZM42 148H43V147H42ZM48 148H49V150H48ZM50 148H51L52 150H50ZM89 148H88V149H89ZM109 148H110V147H109ZM151 148H152V149H151ZM156 148H157L159 151H157ZM60 149H61L62 152L60 151ZM67 149H68L69 151H67ZM103 149H104L105 152L103 151ZM114 149H116V150L114 151ZM141 149H143V150L141 151ZM154 149H155L156 151H155V153L153 152V153H154L153 157L155 156L156 159H154L155 157H154L153 159L150 158V162H149V161H148V158L146 159L145 156L148 157L149 155H152L150 151H154ZM198 149H203V150H202V151H204L203 157L198 156V154L200 153V151H198ZM209 149H210V148H209ZM212 149H213L214 152L218 150V154H221V153H222V150H221V153H220V152H219V151H220L219 149H217V148H216V150H215L214 148H212ZM220 149H221V148H220ZM235 149H236V151H235ZM237 149H240V150H237ZM45 150H47V151H46L47 153H44ZM53 150H54L55 152H57V153H54ZM63 150H64V152H63ZM71 150H72V151H71ZM77 150H78V151H77ZM82 150H84V147H83ZM82 150H80V152H81ZM117 150L120 152V154H119V152H118ZM145 150L148 151L150 154H149L148 152H146ZM169 150H170V151H169ZM223 150H224V149H223ZM39 151H36V153L39 154V153H40ZM48 151H51V152H53V153H48ZM116 151H117V152H116ZM125 151H126V153H124ZM131 151H132V150H131ZM131 151H130V152H131ZM171 151H172V152H171ZM202 151H201V152H202ZM209 151H210V150H209ZM242 151H241V152H242ZM32 152L34 153L35 151L33 150ZM68 152L71 154V156H70V154H69L68 156H69V157H72V158H71V160H70V159L68 160V158H67V162H68V161H71V165L65 162V161H66V157H68V156H67ZM86 152H84V153H86ZM134 152L132 151L133 154H136V153H134ZM138 152H139V153H138ZM142 152H143V153H142ZM195 152H196V153H195ZM0 153H1V152H0ZM22 153H23V151H22ZM33 153H31V154H33ZM36 153H34V154H36ZM62 153L65 155V156H64L65 158H63V159H62V158L59 159L60 156H61V157L63 156ZM94 153H95V154H94ZM141 153L143 154L142 156H141ZM166 153H167V154H166ZM206 153H208L209 156L211 157V158H208V157H207L209 160L211 159L210 162L207 161V165H206V163H204V161L207 160V158L205 157V156H206ZM223 153H225V152H223ZM223 153H222V154H223ZM34 154H33V155H34ZM50 154H51V155H50ZM56 154H57V155H56ZM58 154H59V155H58ZM77 154H78V153H77ZM121 154H122L123 156L120 157ZM174 154H177V155H174ZM0 155H1L2 159H3L2 154H0ZM40 155H41V154H40ZM40 155H39V157H40ZM44 155H45L46 160H45V158H44ZM52 155H53V156H52ZM55 155H56V157L58 156V158L55 157V158H56V159H55V158H54ZM93 155H94V156H93ZM115 155H116V156L119 155V157L116 158ZM200 155H201V154H200ZM204 155H205V156H204ZM26 156H27V154H26ZM46 156H47V157H46ZM89 156H90V157H89ZM138 156H137V157H138ZM172 156H171V157H172ZM48 157H49V158H48ZM122 157H124V158H126V159L122 160ZM134 157H135L134 160H136L137 157H136L135 155H134ZM171 157H168V159H171V160H172L173 158H171ZM220 157H222V156L220 155ZM237 157H238V159H237ZM53 158L55 159V161H54ZM95 158H94V159H95ZM130 158H129V159H130ZM213 158H214V160H215L216 162L213 161ZM228 158H226V159H228ZM231 158H233V160H232ZM85 159H84V161H85ZM94 159H93V161H96V160H94ZM129 159H128V160H129ZM151 159H152V160H151ZM219 159H220V163H219V161H218ZM241 159H242V160H241ZM27 160H29V159L27 158ZM50 160H51V162H50ZM56 160H57V161H56ZM62 160H63V161H62ZM64 160H65V161H64ZM72 160H73V161H72ZM130 160H133V159H130ZM130 160H129V165H130V163L132 162V161L130 162ZM134 160H133V161H134ZM239 160H240V161H239ZM246 160H247V161H246ZM250 160H251V161H250ZM24 161H25V163L23 164ZM42 161H43V163H42ZM52 161H53V163L55 164L54 166H53ZM60 161H61V162H60ZM81 161H82V160H81ZM84 161H82V162H84ZM99 161H100V160L96 161V163L93 162V164L95 163L94 165L97 167V163H100ZM103 161H104V163L106 164V166H105V164H104L105 168H103V170L106 169V170H105L106 174H104V175L102 174L103 172H101V170H100V168H99V167H100L99 165H98L99 167L97 168V169L101 172V175H102V176H98V177H97V175L100 174V172H99V171H94V170H93V169L96 168L95 166H94L95 168L93 167V169H88V168H86V165L84 166V164H86L85 162L82 163V164L80 163L79 165H76V168H77L78 166H81V167L83 166L82 168L87 169L86 171H87L88 174H90V175H92V176L95 175V177H97V179H98L99 181H102V182L104 181V182H105V179H106V180H109V182L106 181V183H107V184H110L109 186H111V189H109V191H110L112 194H113V191H114V194H113V195H117V194L119 195V191L117 190V188H119V187H120V189H122V190H129V187H128L127 185H128L129 183H131L132 181H130V180H127V181H126V179H127L128 176H125V177H124V176H123V175H124L123 172H121V173H122V176H121L119 179L122 178L121 180H124V181L126 182V183H125L124 181L121 182L122 185H125V184H127V183H128V184L125 185V189H124V186H119V185H118V184H119V180H118V179H117V180H118V184H117V180H116V178H117V176L120 174V173H119V170H118L119 168L117 167L118 162L116 161L117 164L115 165V168H116V169H115V168H111L110 166H107L108 164H107V162H106L105 159H104ZM137 161H134V162H137ZM143 161H145V162H143ZM151 161L153 162L154 166L156 165L157 170H156V168H155V171H154V167H151V166H152V162H151ZM212 161L215 162V165H214V164L212 165ZM32 162H33V165H32ZM40 162H41V163H40ZM46 162H48V165L46 164ZM59 162H60V163H59ZM101 162H102V160H101ZM109 162H110V161H108V163H109ZM141 162H142V163H141ZM173 162L175 163V160H174ZM181 162H183L184 164H180ZM208 162H209V163H208ZM240 162H241V163H240ZM247 162H248V163H247ZM2 163H3V161H2ZM2 163L0 162V167L3 165ZM26 163H27V165H28V164L30 165V166L28 165V166L31 168L30 170H29L28 166L25 168ZM56 163H57V166H59V168H60V167H61V168L63 167V171H62V170H59V168L56 166ZM69 163H70V162H69ZM102 163H103V162H102ZM145 163H146V164H145ZM150 163H151V165H148V164H150ZM174 163H173V164H174ZM185 163H186V165L188 164V167L185 166ZM231 163H232V164H231ZM246 163H247V164H246ZM249 163H250V164H249ZM45 164H46V166H45ZM51 164H52V165H51ZM66 164H68V165L66 166ZM91 164H92V163L90 162V165H91ZM189 164H190V165H189ZM191 164H192V165H191ZM22 165H23V166H22ZM24 165H25V166H24ZM35 165H36V166H35ZM50 165L53 166V167H52L53 170H52V168H51ZM62 165H63V166H62ZM109 165H110V164H109ZM124 165L126 166V167L123 166V168H125V169H124V170H125V171H124L125 173H127V170H128V173H129V172L131 173V172H135V171H136V170H135V171H134V170H131V167H129V165H127L126 163H125ZM170 165H171V164H170ZM170 165H169V166H170ZM181 165H184L185 168H187L188 170L186 169V170L184 171L185 168H184V166H181ZM199 165H200V166H199ZM240 165H241V166H240ZM242 165H243V166H242ZM34 166H35L37 169H36ZM41 166H42V169H41ZM49 166H50V169H49ZM70 166H72V167L70 168ZM92 166H93V165H92ZM120 166H121V165H119V167H120ZM164 166H167V165H164ZM164 166H163V167H164ZM169 166H168V167H169ZM189 166H190L191 168H190ZM192 166H193V167H192ZM230 166H231V167H230ZM239 166H240V167H239ZM19 167H20V168H19ZM67 167L75 171V173H74L72 176L70 175V173L68 174V169H67ZM101 167H102V165H101ZM128 167H129L130 169H128ZM141 167H140V168H141ZM150 167L153 168V171H151V172H150ZM163 167H160V168H163ZM171 167H172V165H171L169 168H171ZM180 167H181V168L183 167L184 169H183V170H180V169H181ZM199 167H200V168H199ZM206 167H207V168H206ZM13 168H14V167H13ZM61 168H60V169H61ZM82 168H81V169H82ZM110 168H111V169H110ZM117 168H118V169H117ZM136 168H135V169H136ZM146 168H147V169H146ZM202 168H204V169H202ZM209 168H210V169H209ZM239 168H240V171H239V170L237 171V169H239ZM55 169H57V171H55ZM70 169H69V170H70ZM107 169H108V170H107ZM112 169H113V172H112ZM121 169H122V167H121ZM178 169H177V171H178ZM192 169H193V171H192ZM198 169H199L200 171H197ZM206 169H207L208 171H207ZM220 169H221V168H220ZM232 169H233V168H232ZM263 169H264V168H263ZM31 170H32V171H31ZM37 170H38V171H37ZM48 170H50V171H52V172H50V171L48 172ZM79 170H80V167H79ZM92 170H93V171H92ZM95 170H96V169H95ZM103 170H102V171H103ZM115 170H116V171H115ZM117 170H118V173H119V174L116 173ZM122 170H123V169H122ZM122 170H121V171H122ZM145 170H146V171L148 170V171L145 173ZM201 170H202L203 172H201ZM204 170H205V171H204ZM213 170H214V169H213ZM233 170H234V169H233ZM14 171H15V174H17L16 176H19V175L22 176L23 170H20L21 172H19L18 170H17V171L14 170ZM41 171H43V173H42ZM141 171H142V172H141ZM182 171H183L184 175L187 173L186 171H190V173L192 174V176L190 175L189 172H188L187 175H190L191 178H190L189 176H187V179H188V180H186L185 176H183ZM194 171H195V172H194ZM206 171H207V172H206ZM214 171H215V170H214ZM253 171H254L255 174L253 173ZM31 172L35 173L36 175L34 174V175H33L34 177H33V176L31 177V175H32ZM40 172H41L42 174H41ZM53 172H54V173H53ZM56 172H59V173L62 172V174H59V173H56ZM83 172H84V170H83ZM109 172H111V173H109ZM143 172H144V174H143ZM148 172L150 173L149 175H151V174L154 175V174H155L154 178L151 177V178L154 180V181L152 180L153 183H152V181L150 180L151 178L149 179L148 177H146ZM185 172H186V173H185ZM198 172H199V174H198ZM239 172L242 173V174L240 173L242 176H241V175H238ZM13 173H14V172H13ZM30 173H31V175H30ZM37 173H38V174H41V175L38 176ZM85 173H86V172H85ZM138 173H137V174H138ZM194 173H195V174H194ZM204 173H205V175H207V173L209 174L208 179H207V176L204 175ZM243 173H244V174H243ZM247 173L250 174V172H247ZM247 173H246V174H247ZM55 174H57V176H59V178H60V177H61V178H60V179L58 178V179H59V180H58V179L55 177V176H56ZM83 174H84V173H83ZM109 174H110V176H109ZM170 174H171V175H170ZM181 174H182V175H181ZM196 174H197V175H196ZM236 174L238 175V178H240V179H236V178H237ZM90 175H89V179L91 178ZM111 175H113V177H114L113 180H115V184H116L117 188L114 187V184H113V183H110V182H111V179H110V178L112 177ZM116 175H117V176H116ZM128 175H130V174H128ZM144 175H146L145 178H144ZM153 175H151V176H153ZM193 175H194L195 177H194ZM210 175H212V176L210 177ZM216 175H217V174H216ZM29 176H30V177H29ZM36 176H37V177H36ZM40 176H41V177H40ZM44 176H45V177H44ZM53 176L55 177V180H54ZM63 176H64V177H63ZM70 176H71L72 178H69ZM75 176L77 177L76 179H75ZM81 176H82V175H81ZM83 176H84V175H83ZM200 176L203 178V182H204V177H206V180H207L210 184H208V183L205 181V182L208 184V186H207V184L203 186V184H204L205 182H204V183H201V186H200V183H198L199 181H202V180H200V179H201ZM203 176H204V177H203ZM38 177H39V179H40L42 182L38 179ZM43 177H44V179H43ZM93 177H94V176H93ZM95 177L93 178V181H94ZM113 177H112V178H113ZM118 177H119V176H118ZM139 177H140V178H139ZM33 178H37L38 181H39L41 184L38 183V181H36V179H34V182L36 181V182H35L36 184L33 186V185H32L33 181H31V183H30V180H33ZM41 178H42V179H41ZM45 178H46V179H45ZM62 178H63V179H62ZM66 178H69V179L67 180ZM143 178H144V179H143ZM155 178H156V179H155ZM197 178H198V179H197ZM254 178H253V179H254ZM87 179H88V177H87ZM91 179H92V178H91ZM97 179H96V181H95L96 186H98ZM131 179H132V178H131ZM161 179H162V178H161ZM225 179H228V182H226ZM242 179H243V180H242ZM52 180H53V181H52ZM57 180H58V181H57ZM69 180H70V181L75 180V181H74V182H71V183H68ZM142 180H141L140 182H142ZM198 180H199V181H198ZM240 180H242V181H240ZM70 181H69V182H70ZM77 181H78V182H77ZM83 181H84V180H83ZM129 181H130V182H129ZM160 181H161V180H160ZM187 181L190 182V183L188 184ZM229 181H230V183H229ZM84 182H85V184L88 185L87 180H85ZM84 182H83V184H84ZM90 182H91V181H90ZM104 182H103V183H104ZM224 182H226V183H224ZM258 182H259V181L257 180V182H253V183H255V184L252 183V185H251V183H249V184H250V189H252L253 186L255 187V185L258 187V186H259V183H258ZM72 183H73V184H72ZM80 183H79V184H80ZM95 183H94V184H95ZM103 183H102V184H103ZM121 183H120V185H121ZM218 183H219L220 185H219ZM231 183H232V184H231ZM33 184H34V183H33ZM68 184H69V185H68ZM102 184H100V185H102ZM132 184H133V182L131 183V186H134V185H132ZM150 184H151V185H150ZM198 184H199V185H198ZM222 184H223V185H222ZM230 184H231L230 187L232 188V186H233L232 189L235 190L234 193H233V191H231V190H232L231 188H228V187H229L228 185H230ZM239 184H240L241 186H240ZM0 185H1V183H0ZM30 185H31V186H30ZM55 185H56V184H55ZM63 185H62V187H63ZM66 185H67V187H66ZM90 185H91V184H90ZM92 185H93V183H92ZM145 185H146L147 187H145ZM221 185H222V186H221ZM32 186H33V187H32ZM68 186H69V187H68ZM94 186H95V185H94ZM103 186H104V185H102V187H103ZM126 186H127L128 188H127ZM131 186H130V188H131ZM223 186H224V188H225V186H228V187H226V189H227V190H230V189H231L230 191H231L233 194H232L230 191H226V194H227L228 196L225 195V194H224L225 191H223V190H224V189H223ZM102 187L99 186L100 189H103ZM122 187H123V188H122ZM149 187H150V188H149ZM196 187H197L199 190H201L202 192L199 191ZM205 187H206V189H205ZM235 187H236V188H235ZM239 187H240V188H239ZM96 188H97V187H96ZM99 188H98V189H99ZM106 188H108V185H106ZM141 188H142V186H141ZM144 188H143V189H144ZM217 188H218V189H217ZM258 188H259V187H258ZM38 189H37V192L40 193V190L38 191ZM104 189H105V188H104ZM112 189H113V190H112ZM131 189H132V190H129V191H135L134 187H132ZM211 189H212V188H211ZM216 189H217V190H216ZM226 189H225V190H226ZM240 189H241L242 191H243V190H244V191H243V192H242V191L238 192ZM107 190H108V189H107ZM115 190H116V191H115ZM122 190H121V193H122ZM236 191H237V192H236ZM260 191H262V192H260ZM194 192L192 191V192H190L189 194L191 195V193H192V195H193V194H195ZM229 192L231 193L230 196H229ZM246 192H245L244 194H246ZM111 193L109 194L110 197H112ZM196 193H197V192H196ZM259 193H260V194L263 193L262 196L260 195V199L263 201V199H264V192H263V190L260 189V190H259ZM167 194H169L168 196L171 197L170 193H167ZM197 194L199 195V193H197ZM197 194H196V196H198ZM228 197H229V198H228ZM172 198L175 200V197H172ZM245 199H246L249 203H252V205L255 203L254 201H256V200H253L252 197H249V196H246ZM248 199H249V200H248ZM260 199H259V200H260ZM170 200H171V199H170ZM174 200H173V201H174ZM84 201H86V200L83 199V202H84ZM175 201H176V200H175ZM95 204H96V209L100 211V210L102 209V208L100 207L101 205H100L99 203H96V202H95ZM255 204H256V203H255ZM255 204H254V205H255ZM52 205H53V206H52ZM188 205H190V204H188ZM252 205H251V207H252ZM254 205H253V206H254ZM51 206H52V208H53V207H54V203H51ZM51 206H50V207H51ZM191 207H192V206H189V212H191V214H192L193 208H191ZM255 207H257V206L255 205ZM255 207H254V208H255ZM254 208L252 209L253 211H254ZM180 210H181V209H180ZM255 210H256L257 212H258V211H261L260 209L258 210L257 208H256ZM99 211H94V215H95V216L93 215V217H94V221L92 220L93 217H92V219H91L92 222H93V223L91 224V226H93L94 228L92 227L93 230L91 229V231H90V233H91L90 238H89L88 235L86 236V237H88V239H86V240H87L88 242L90 241L89 243H87V241L85 242V237H84V239H83V238L81 237V235H80V236L77 235V234L74 232V229H73V228H72L73 230H71V229H70L71 226H70V228H68V227H69L68 225H64V224H63V225H64V226H63L61 223H60L61 225L59 224L61 230H63V228H64V229H67V230H64V231H67V232L70 231L71 234H73V237H72V238H74V237H76V236H79V237H78V238H74V239H72L70 236H67V238H70V239L67 240V238H66V234H63L64 231L61 233L60 229H59V228H56V227H58V224H53L52 227H51L50 225H47V224H46V226H47L48 228H50L49 230H47V228L44 229V226H43V229H44V230H43L42 227H41V224H40V226H39V227H41L40 230H38L39 228L37 229L38 232H40V233L37 234V232H35V231L33 230L34 233H36L35 235L32 234L33 236H35V237H33L31 234H29V232L31 231V229H30L31 227H30V228L27 227V224L24 223V222H25V219H24V218L22 219L21 217H20L19 221H21V219H22V221H24L23 223H22V221H21V222H16V224L13 223L14 226H13V224H12V225H8L9 228H12V229H13V232L16 230V232H14V233L11 232L12 234H10L9 232L6 233L7 231H4L3 226L1 225L2 227H0V250H2V251H1V253H0V256H1V255H4V254L6 253V254H9V255H8L9 258H10V257H13V254L15 253V250L17 249V250H16V253L14 254V256H15V255L17 256V255H19V254H20V255H19V258H18V256H17V257L15 256V257L17 258V260H16V264H18V263H20V264H25V263H22L23 260L21 259L20 256H22V258H23V257H24V258H25V257H29L28 259L26 258V259L24 260V261L29 260L28 262L26 261V263H28V264H49V263L52 262L53 259H54V260H53L52 264H53V263L57 264V263H56V259H55L56 257H57V260H59V261H60V257H61V259H63V260L60 261V262H62V261H63V262H62V263H59V264H80V262H82L81 264H89V263H90V264H103V263H104V264H112V263H114V264H136V262H135V260H134L133 258H134L135 256H138L137 253L140 252V251H138V248H139L138 246H135V247H136L135 249H137V251H136L137 253L134 252V251H135L134 249L132 250V252H133V255H132V256H134V257H133V258L128 257V259H127V256L125 257L124 254H120V253H123V252H122V250H120V248H119V246H118V243H117V239H116V241H115V237H114V235L116 234L115 231L117 232V229H115V231H113V228H114V227L111 225V223H110V225H108V226H107V224L105 225V227L107 226L106 229L103 228L104 225H103V226L101 225L102 228L99 227L100 229L95 228V224L98 223L99 220H103V223H104V221H106V220H105V217H104V219H103L102 215H100V214H101V211H100V213H99ZM96 212H98V213H96ZM193 212H194V211H193ZM257 212H256V213H257ZM261 212H262V211H261ZM261 212H260V213H261ZM262 213H263V212H262ZM205 214L208 215L209 213L207 214L206 211H203L202 217H203ZM231 214H232L233 216H232ZM250 214L253 215L251 218H249V215H250ZM250 214H249V213L246 214V215H248V218H247V216L245 215L247 219L244 218V221H243V224H242V226H243L244 228H247V229H250V228L252 227V225L254 226V225L256 224V221H257V220L255 221V219H259V218H261V214H260V216H259V212L257 213V214H258V217H257V215L255 214V212H254V213L251 212ZM226 215H229V217H230V215H231L232 219H234V218H238V215H239V218L242 217V214H240V212H238V215H237V213L234 214L233 212H228ZM226 215H225V217H226ZM236 215H237V217H236ZM59 216H60V215H59ZM59 216H58V217H59ZM234 216H235V217H234ZM243 216H244V215H243ZM96 217L99 218L98 222L95 221V220H96V219H95ZM262 217H263V219H264V214L262 215ZM56 218H57V217H56ZM56 218H55V221L57 220ZM60 218H62V217L60 216ZM60 218H58V219H60ZM170 218H171V217H170ZM206 218H207V217H206ZM206 218H205V216H204V218H202V219H204V223L207 222V221H206V220H207ZM210 218H211V217H210ZM254 218H255V219H254ZM168 219H169V217H168ZM193 219H194V218H193ZM193 219H192V220H193ZM198 219L201 221V217H200V215H199V218H197V220H198ZM223 219H224V218H223ZM225 219L228 221L227 217H226ZM250 219H251V220H250ZM252 219H253V220H252ZM192 220L190 219V223L185 222L184 225H187L186 223H188L190 226L193 227V229L196 228L198 225H200V226L202 227L203 224H202L201 222H199L198 224H197V222H196V223L193 225V223H194V221H195L196 219L193 220V221H192ZM212 220H213V219H210L209 222H207L210 226L212 225V224H210V222H211V223H215V224H216V222H217L216 220H215L216 222H214V221H212ZM229 220H230V218H229ZM245 220H246V221H245ZM248 221H249V222L251 221L250 223H251L252 225L249 223V226H248ZM253 221H254V222H253ZM262 221H264V220H262ZM0 222H2L1 218H0ZM95 222H96V223H95ZM107 222H109L108 219H107ZM192 222H193V223H192ZM245 222H247V224H245ZM101 223H102V221H100V223H98L99 226H100ZM103 223H102V224H103ZM105 223H106V222H105ZM105 223H104V224H105ZM191 223H192V224H191ZM0 224H2V223H0ZM18 224H19L20 226H18ZM21 224H22V225H21ZM54 225H55V226H54ZM189 225H187L186 227L191 228ZM213 225H214V224H213ZM12 226H13V227H12ZM17 226H18V227H17ZM29 226H31V225H29ZM53 226H54V227H53ZM65 226H67V227H65ZM96 226H98V225L96 224ZM194 226H196V227H194ZM200 226H198V227H200ZM247 226H248V227H247ZM19 227H20V228H19ZM112 227H113V228H112ZM198 227H197L196 229H198ZM1 228H2V229H1ZM6 228H7V227H6ZM14 228H15V229H14ZM17 228H19V231H18ZM22 228H23V229H22ZM53 228H56V231H57V229H59V230L57 231L59 234H57V232H55V233H54L55 235H54V234L52 233V230H51V229H53ZM107 228H108V229H107ZM20 229H22L23 232H20V231H21ZM32 229H33V227H32ZM29 230H30V231H29ZM42 230H43L44 232H48V231H50L51 233H50V232H49V233L52 234L53 236H52V235H49V234H48V235H49V236H48L47 234H45V233L43 232V233H44V237H43V235H41V234H42V233H41ZM95 230H96V233H95ZM103 230H104V232L106 233V235L108 234V236H109L110 238H109L108 236H106V235H105L106 238H105V236H104L103 238L99 236L100 233H101ZM109 230H110V232H109ZM111 230H112V231H111ZM190 230H191V231H190ZM33 231L30 232V233H33ZM189 231L192 232V229H189ZM18 232H20L21 234L25 233V234H26L25 237H27V238H25L26 240H23V241H21V242L19 243V241L23 239L22 237H24V235L21 236ZM26 232H27L28 234H27ZM53 232H54V231H53ZM70 232L68 233V235L70 234ZM104 232H103V233H104ZM118 232H120V231H118ZM194 232H195V230H194ZM65 233H66V232H65ZM77 233H79V232H77ZM90 233H88V234L90 235ZM98 233H99V235L97 236L96 234H98ZM103 233H102V234H103ZM112 233H115V234H112ZM185 233H186V234H187V233L189 234V232H188L187 230H186ZM192 233H193V232H192ZM5 234H7V237H8V238L5 236ZM60 234L62 235V237L60 236ZM93 234L96 235V237H98V238L95 237L97 240L99 239V237H100V239H101V238H102V239H107V241H108V239H110L111 242H110V240H109V243H108V245H107L108 247L106 246V249H104V250L101 249L102 251L99 250V249H100V248H99V245H98L99 243L97 244V240L94 238V235H93ZM102 234H101V236H102ZM1 235H3V236H1ZM10 235L13 236V237H16V238L18 237V238L16 239L17 242L15 241V238L11 237ZM14 235H16V236H14ZM18 235H19V236H18ZM36 235L41 236V239H43L44 242H46L47 240L49 241V240H50L49 237L52 236L50 242L48 243V241H47V244H48L47 246L50 245V243H51L52 240H57V239H59V238L61 237V238H60L61 241H60V240H57V242L59 241L58 244L63 246V251H60V250L62 249V248H60V247H59V248L56 247L55 249H53L52 247H50V246H52V244H51L49 247H46V243H44V244L42 243V244H41V243L39 242V241L42 242L43 240H40L39 238L35 239V238L37 237ZM46 235H47L48 239H46L47 237L45 238ZM63 235H64L65 237H64ZM74 235H75V236H74ZM103 235H104V234H103ZM28 236H30V237L32 236L31 238H32L33 240H35L33 243H36L37 246L40 245V249L37 247V250H36V246H35L34 251L37 252V253L33 252V248H34L33 245H34V244H33L32 246H30V243L32 244V241H33V240L30 239V238H28ZM54 236H55V238H54ZM57 236H58L59 238H57ZM71 236H72V235H71ZM82 236H83V234H82ZM20 238H21V239H20ZM53 238H54V239H53ZM63 238L65 239V241L62 240ZM93 238H94V239H93ZM76 239H77V240H76ZM100 239L98 240V242L102 240V239H101V240H100ZM2 240H3V241H2ZM13 240H14L15 242H14ZM27 240H28V241L31 240V242L27 243V242H26ZM75 240H76V241H75ZM92 240H94V242H93ZM36 241H38L39 243L36 242ZM79 241H80V243H79ZM83 241H84V242H83ZM95 241H96V243H95ZM24 242H25V243H24ZM60 242H61V243H60ZM64 242H65V244L71 242V243H69L70 245L68 244V246L66 247V250L70 248L69 250L72 252V254L75 253V254L78 255V256H75L74 254L72 255L71 252L66 256V253H68L69 251H67V252L65 251V249H64L65 247H64V246H66V245L63 244ZM76 242L79 243V246H77V244H76V245H75V244H72V243H76ZM81 242H83V243H81ZM6 243H7V244H6ZM8 243H9V244H8ZM23 243H24V244H23ZM86 243H87V244H86ZM2 244H3V245H2ZM10 244H11V245H10ZM25 244L27 245V248H28V250H26L27 252H26V251L23 252V251L25 250V247H26ZM81 244H82V245H81ZM85 244H86V245H85ZM110 244H111V246H110ZM112 244L114 245V247H116V248H115V251H112V250H113V248H112L113 245H112ZM4 245H5V247H4ZM59 245H58V246H59ZM21 246H22L23 248H21ZM24 246H25V247H24ZM43 246H45V248H49L50 251L44 249V250H42V251H40V252H43V251H44L43 254H45V253H46V254H47V253L49 254V252H50L49 255L47 254V256H49V258H48V257H47V258H44V257H46V254H45V255H42L41 253H39L38 249L41 250V247H43ZM92 246H95V247H92ZM2 247H3V249H6V251L3 250ZM14 247H15V248H14ZM17 247H19V248H17ZM7 248H8V250L10 249V252H8ZM13 248H14V249H13ZM29 248H30V250H29ZM31 248H32V250H31ZM12 249H13V250H12ZM21 249H24V250L20 251ZM59 249H60V250H59ZM97 249H98V250H97ZM116 249H117V250H116ZM118 250H120V252H119ZM12 251H13V253L10 255V253H11ZM17 251H18L19 253H18ZM28 251H29V252H28ZM51 251L54 253V254H53V258H51V256H52V255H51V254H52ZM74 251H77V252H74ZM111 251H112V254H111ZM3 252H4V254H3ZM81 252H82V253H81ZM84 252H85V253H84ZM99 252H100V253H99ZM104 252H105V253H104ZM107 252H108V253H107ZM114 252H115V253H114ZM132 252H131V253H132ZM21 253H22V254H21ZM31 253H32V254H36V257L33 255V258H30V257H32V256H30V255H32ZM87 253H90V254H92V255H89V256H87V258H85L84 255H86ZM94 253H95V254H94ZM106 253H107V254H106ZM6 254H5V255H6ZM27 254H28V255H27ZM37 254H41L42 258L39 259V257H37V256H38ZM97 254H98V255H97ZM24 255H27V256H24ZM50 255H51V256H50ZM64 255H65L66 257H65ZM108 255H109L110 257H109ZM115 255H117V256H115ZM118 255H119V256H118ZM71 256H72L73 258H72ZM74 256H75V257H74ZM101 256H102V257H101ZM170 256H171V255H170ZM177 256H179V255H177ZM8 257H7V255H6V256H3V257L1 256L0 258L8 259ZM58 257H59V259H58ZM63 257H65V258H63ZM67 257H70V258H67ZM79 257H81V258L84 257V258L81 259V258H79ZM90 257H91V258H90ZM97 257H98V258H97ZM103 257H104V258H103ZM43 258H44V259H43ZM66 258H67L68 260H69V259H70V260L68 261ZM78 258H79V261H80V262L77 260ZM95 258H96V259H95ZM120 258H121V260H120ZM130 258H131V259H130ZM18 259H20V260H18ZM30 259H31V260H30ZM38 259H39V260H38ZM71 259H73L74 262H73ZM74 259H75V260H74ZM80 259H81V260H80ZM93 259H94V260H93ZM14 260H15V259H14ZM45 260H46V261H45ZM98 260H99V261H98ZM110 260H111V261H110ZM122 260H123V261H122ZM19 261H20V262H19ZM36 261H38V262H36ZM64 261H68V262L64 263ZM100 261H101V262H100ZM88 262H89V263H88ZM132 262H133V263H132ZM155 264H160V263H157V262H156ZM176 264H177V263H176ZM243 264H244V263H243ZM245 264H247V263H245ZM248 264H249V262H248Z\"/></svg>","mask_w":264,"mask_h":264}]
</instances>
